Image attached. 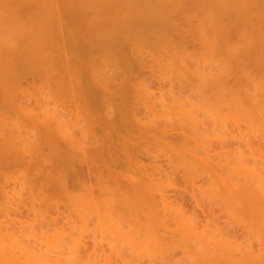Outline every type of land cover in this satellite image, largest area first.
<instances>
[{
    "label": "bare ground",
    "instance_id": "obj_1",
    "mask_svg": "<svg viewBox=\"0 0 264 264\" xmlns=\"http://www.w3.org/2000/svg\"><path fill=\"white\" fill-rule=\"evenodd\" d=\"M186 1H188V0H0V91H1V89H3L2 90V92H0V95L3 93L4 94V92H6V90L9 88L10 89V91H11V88H12V86H13V84H12V86H11V88H10V85H11V83L15 80V82H17L16 81V77H17V75H18V78H19V75L23 78V77H27V74L28 75H30L29 74V72H30V70H31V72L30 73H34V72H32V71H35L34 69V67H32V66H34L35 64H38V63H40V65L38 64V66H36L35 65V67H39V66H41V64L43 65V71L44 72H47V75H46V79L45 80H47V76L49 75V74H52L51 72H53V75H54V73L56 74L57 73V71L60 69H62L64 66H65V68H63L64 70L66 69V74L64 75V74H61V72H60V74L61 75H63L62 77H64V76H67V74H68V76L70 75V81H71V83H73L74 81V83H76V78H74L73 76H72V79H71V72H73V71H75V69L74 68H72V67H75L74 65L76 64V63H78V62H83V53L81 54V53H78L79 51H78V49H77V51L78 52H73L72 53V56L74 57L73 59L71 58V61L72 60H75V64L73 65L72 63L74 62V61H70L69 59H70V57L71 56H69V45L70 46H72L70 43H67L66 42V40H71V41H73V43H75L76 41H75V39H78V34L80 35V37H81V35H83V34H85V33H83L84 31L85 32H87L85 29H84V31L83 32H81L82 31V27L83 26H85V27H87V25H90V24H94V25H91V26H94V28H92L93 29V31H94V33H93V31L92 30H89V31H91V33L93 34V36H92V34L90 33V35L92 36L91 37V45L94 43V46L95 45H97V43L99 44L100 42L99 41H104V42H107V43H110V44H112V43H114V42H116V41H119V40H124V39H126L128 36H127V34L129 33V36H130V32L133 34L132 35V37L134 38V41H132V42H134V43H136L137 45L138 44H140V43H144V44H147L148 46L150 45H152V43L154 44V43H156L157 45L159 44V46L160 47H162V45H160V44H164V43H166L167 42V44H169V42H171L172 40L170 39V36H174V35H171V33H169V32H171V30H174V25H175V23L172 21V19L170 20H168L167 19V15L169 14L168 13V11L169 10H171L172 9V7H174V8H176L177 9V11H179V8H181L180 9V11H182V10H184V8H182V7H186ZM194 1V3H198V4H200L201 5V8L203 9V14L200 16V14H198V12L197 13H195V12H192L191 11V14L192 13H194V14H192V15H190L188 18H187V24L189 25V27L191 28L190 30L191 31H193L192 33H194V35H196V37L198 36V38H201L200 39V41L203 43V39L205 40V41H208L209 42V44H210V47H209V45H207L209 48H211L213 45H214V48H212L211 50H216V52L218 51V52H222L223 51V53H224V50L226 51V53H224L226 56H227V59H228V61L230 62V65H234V63H236L238 66H239V69H236L237 70V72H239V74H236V72L234 73V68H237V67H233V72L231 71V70H227V72H226V70H224L223 71V69H227L228 68V66H229V63H228V61H227V59L226 58H223L222 60H221V58H220V60L219 59H216V56L218 55L217 53H215L216 55L214 56V54H213V56H214V58L212 57V59H214V60H219L220 62L221 61H224V60H226V65H228L227 66V68H224L223 67V69H222V66H221V71L218 69V66H219V62L218 61H215L216 63H217V65H215V62H214V60H212L210 57V64L213 62L214 63V65L217 67V68H215V70H213L214 68V65H212L211 64V66H210V64L209 65H207L206 64V62L203 64V65H201V62H194V64H199L198 66H201L202 68H200V70L201 69H203V66L205 67V66H208V67H205L203 70L207 73V75H206V73H204V71L203 70H201V74H200V72L199 71H197L198 70V66H197V64L195 65V66H197V68L194 66V73H196V71H197V75L200 77V79H199V81L201 80V85H202V83H204V81L206 80V78H203V76L204 75H206L207 77H208V73L209 72H211L212 70V73H209V75H211L212 77H210V78H212V82H213V79H216V78H221V80H222V78H223V80L221 81L220 79V82L222 83L223 81H224V79L225 80H227V82H229L228 81V77H229V75L230 76H232L233 77V79H234V85H235V87H234V85L232 86V88H229V85H225V86H228V89H232V90H229L228 92L226 91L225 93H227L229 96H230V99L228 98V102L229 103H227V101H226V104H224L225 106H227L228 107V109H223V108H225V106L224 107H222V111L224 110V113L226 112V110L228 111L229 110V112H230V117H231V114H232V116L234 115V113H236L237 115H238V117L240 118V120H241V122H243L244 124H245V126H246V129H244L245 127L243 126V129H244V134L242 135V138H243V140H241L242 138H240L241 136H240V134H239V138H238V136L237 135H235V136H233V138H234V140H235V138L237 139V140H241L242 141V143H241V146H242V144H243V141H244V146H246V147H244L245 148V150L244 149H242V147L240 146V142L241 141H239V142H236V143H239V145L237 146V149H236V151H235V148L233 149L232 147H230L231 149H229V147H226V148H228L227 150H226V152H224L223 154L221 153H219L218 154V159L216 160V158L214 159L213 157H211V153H214L215 151H213V152H210V151H208L209 149L212 151V149H211V146H209L210 148L207 150V149H204V144L202 145V146H200L202 143H199V144H197V146H200V147H203V149L204 150H206V151H204V150H200L201 152H203V153H205V154H207L208 152L210 153V154H207V155H209V160L212 162V165H213V162L214 163H218V164H221L223 161L224 162H226L227 163V161H228V159L230 158V162H231V167L233 166V170H232V168L230 169V165L228 166L227 164L225 165V163L224 164H222L224 167L223 168H225V169H227V167L231 170L230 172H229V169H227V172H229V173H231L232 175H233V173H234V176H236V173L238 172V176L239 177H235L234 179H233V176H231V175H228L229 177H227V179H226V176L227 175H225V177H224V179H225V181L223 180H221V174L219 173V171L221 172L222 171V169L221 170H218V172H217V169L216 168H214V169H216V170H214L216 173H217V176H218V174H219V176L218 177H220L219 179L221 180L220 181V183L218 184V185H220V187L217 185V179H215L216 180V182H214V184H212V182L211 181H214V180H211V178L209 177V172H211V171H213L212 169H213V167H217L215 164H214V166H212V168H210V165L208 166V165H206V166H204L205 164H201L202 162L201 161H199V163L196 161V163H195V161H194V163H192L193 164V166H195V169H197V167L199 168V166L198 165H200V168H201V166H203L202 167V169L203 168H205V171L207 170V172L208 173H206L204 170H202L201 171V173H204L205 175L204 176H206L207 174H209V175H207V177H209L208 179H209V182L212 184H209V182H207V180H206V182L205 181H203L205 178H207V177H202V176H200V179H202L201 181H200V183L203 181V182H205V183H207V184H205V187H207V189H203V191L204 190H206V191H199V190H201V188H199L197 185L199 184V186H200V183H198L197 185L196 184H194L193 182H192V180L193 181H195V180H199V178H198V176L196 177V179H194V174H195V176L197 175L196 173H198V172H200V170L198 171V172H196L195 171V169L193 168V166H192V169H189L190 171H192V172H190L191 174H190V176L192 175V173H193V171H195L194 173H193V179L191 180V182L190 181H188V182H190L191 183V186H192V188L193 187H196L197 188V191H195V193H197V192H199L200 193V195H199V193L197 194V195H199L198 197H200L201 199H203V198H205V199H207L208 197V203H210V206H211V204L212 203H214V206H211L210 208H212V210L210 209L209 210V208L206 210L205 208V210L204 211H208V212H213L214 210H213V207H214V209L216 208V206L215 205H218L219 207H220V209H218V210H220L219 212H221L220 214L219 213H215L214 214V212H213V214H214V216H217L218 214L219 215H221L222 213H223V215L222 216H217V217H212V218H210V217H207L206 218V216H205V220H204V218H203V220H202V216L204 217V215H202V216H198V217H195V216H193L194 215V212L195 211H193V213H190V215L191 214H193V215H188V213H186L187 211H185L184 212V210L182 211L183 212V214L184 213H186V215H184V216H186V217H180V215L182 214V212H181V214L180 213H176V211L175 212H171L170 210L172 209H176V208H178V209H176V210H178L177 212H179V205H181L182 204V202H180L179 201V198H177L178 199V201L177 200H175L174 201V203L173 204H175V203H177V205L175 206L176 208H170V210H167L166 208H168V207H171V205H167L166 207L164 206V208L162 207L164 204L162 203V205H160L161 207H162V209H164V210H166V213L168 214V212H169V216H170V212L173 214H176V215H178L180 218H175L174 216H176V215H174L173 216V219H170L171 221H173V222H171V224H170V226L166 223H164L163 221L168 217L167 216V214H166V217L164 218V220H161L160 221V219H163L162 217L164 216H162L161 218L160 217H156V216H154L153 217V215H154V211H152L153 209H156V208H153L152 210L150 209V208H152L151 206H150V203L151 202H149V201H147V204L145 203V205L143 204L142 205V202H140V200L139 201H137L136 202V199L134 198L135 197V194H134V192L135 193H137L139 190H138V187L137 188H135L136 186H144V185H146L147 186V182L148 181H150V180H152V182H154V185L152 186L154 189L157 187L156 185H157V181L159 180L161 183H160V185H165V188L167 187V185L165 184L166 182V178H164V176L165 177H167L166 175H168L169 177L167 178V182H170V183H168V186H172V184L175 182L174 180H171L173 177L172 176H170V175H173V174H165V172L168 170L167 168V170H165L164 168H162L163 167V165H161L162 167H160V168H162V173H164V175H162L163 177H161L160 175V170L158 171V177L160 178V179H162V180H165L164 182H162L160 179H156L155 177H154V175L157 173H155L154 171L156 170L155 169V163H154V171H153V173H155L153 176H151L152 178H150V180H149V178L147 177L146 179H148V181L146 180V182L144 181V185H142V184H138V183H141V180H140V176H139V181L140 182H138V180H136V185L134 184V181L132 180V182L130 183L129 182V184H130V186H132L133 184H134V189L131 187V188H129L130 186H128V188L129 189H133L134 191H133V197L131 196V199L133 200H128V201H130V202H127V199H125V196H123V195H125V194H123L122 196H121V194L124 192H121V194H119L120 195V199L122 198V199H124V201L126 202L125 204H126V206H124L125 204L123 203V201L122 200H120V199H114L115 197L114 196H112L113 194H111V192H112V188L113 187H111L110 185V188L111 189H108L109 187H107V189L108 190H106L105 191V193L107 192V197L105 198V199H101L102 197V195H101V193H100V191L98 192L100 195H99V197H101V198H99L100 200L99 201H96L95 200V204L93 203V204H91V199L90 198H88V202H86V200H85V196L83 197V196H81V197H79L80 195V193H79V190H80V186H79V188H78V190H76V191H78V195L77 194H75V195H77L78 197L77 198H80V200L79 199H77L76 201L74 200V199H76V197H73L72 195L73 194H71V196H72V198H69V199H73L74 201V204H72L71 202H72V200H67V202H68V204H72L73 205V209L75 210L76 209V204L75 203H77L78 201V204H81L82 203V201H83V203L80 205V207L78 208V209H76L75 211L76 212H78V214H79V216H80V218H81V224H80V222H79V220H76V219H78L79 217L76 215V212L74 213L77 217H75V220L74 219H72V218H74L73 216L71 217V219L69 220L68 218V215L70 216V214H68L67 215V219L69 220V222L70 223H68L69 224V226L67 225V224H63V223H61V226H60V224L58 225V227L60 226L61 228H59V229H57V228H55V225H57V221L55 222L56 224L54 225V226H52L53 228L52 229H50L49 227H51V226H49L48 227V223H49V221L51 220H49L48 219V217H45V216H43V215H45L46 213H48L49 211H47L46 213H44V211H46V210H44L43 209V215H41V213L40 214H38V210H42V209H37L36 208V210H35V216L33 215V214H31V213H29V211H28V213L30 214V215H33L34 217H32V220L31 221H29V220H27V221H25L26 219H24V221L22 220L23 218H21V211L20 210H22V208H18L17 206V203H16V205H14L13 204V207L14 206H16L17 208L16 209H13L14 211H15V213L13 212L12 213V205L11 204H9V203H11V202H14V201H10L11 199L13 200L15 197V194L13 193L15 190H13V197H11V196H8L7 198L5 197L4 198V194L6 193V191H8L9 192V190H7V187H6V190H5V186L8 184V181H7V179H6V177H3L2 176V172H1V169H0V196L2 197V195H3V201H2V198L0 197V264H264V0H192L191 2H193ZM189 2H190V0H189ZM188 4V3H187ZM197 4V5H198ZM191 5V4H190ZM189 6V5H188ZM24 7H27L28 8V11L27 10H23V8ZM188 8V7H187ZM190 9V8H189ZM188 9V10H189ZM89 10H93L94 12H95V15L94 16H92L91 18L93 19H91V18H89V20L91 19V22L89 21V20H87V22L86 23H84L85 21H86V18H87V16H89V15H87L86 14V12H88ZM198 9H196L195 11H197ZM173 11V10H172ZM174 12H176V11H174ZM84 13V14H83ZM119 13H121V15H120V18H118L119 16ZM182 13V12H181ZM180 13V14H181ZM184 13V12H183ZM92 14H94V13H92ZM87 15V16H86ZM188 15H189V13H188ZM187 15V16H188ZM116 16H118L117 18H118V20L121 22V24H122V27H126L127 26V28H126V30L124 31L123 30V32H121V34H119L120 33V31L122 30H120L119 29V33H118V30H116V28H115V24H116V22L115 21H117V19H116ZM179 17V16H178ZM177 17V18H178ZM182 17H183V15H182ZM184 17H186V16H184ZM174 19V18H173ZM183 19H185V18H183ZM188 20H190V21H188ZM88 21L90 22L89 24H88ZM179 21H180V19H179ZM182 22L181 23H183V20H181ZM193 22V23H192ZM181 23H180V25H181ZM87 24V25H86ZM177 25V24H176ZM78 26H79V28H78ZM91 26H89L90 28H91ZM120 27H121V25H119ZM78 29H77V28ZM85 27H83V28H85ZM89 27H87V28H89ZM165 27V29H166V31H167V35L165 34L164 35V32L163 31H165L163 28ZM78 30H76V29ZM86 28V29H87ZM127 29H129L130 30V32H127V31H129V30H127ZM185 28H183V30H184ZM76 30V31H75ZM81 30V31H80ZM183 30H181L182 32H183ZM186 30V29H185ZM80 31V33H78V34H75L76 32H79ZM187 31V30H186ZM73 32H75V33H73ZM172 32H174V31H172ZM83 33V34H82ZM88 33V32H87ZM118 33V34H117ZM166 33V32H165ZM181 33V32H180ZM185 33V32H184ZM175 34V33H174ZM76 35V36H75ZM179 35H181V34H179ZM186 35H188L189 36V34H186ZM190 35H191V33H190ZM193 35V36H194ZM84 36H86V35H84ZM183 36V35H182ZM77 37V38H76ZM80 37H79V39H80ZM175 37H178V35L177 36H175ZM175 37H173V38H175ZM183 37H185V36H183ZM88 37H86V39H87ZM172 38V39H173ZM84 38H82V40H83ZM89 39V38H88ZM88 39H87V41H88ZM132 39V38H131ZM177 39V38H176ZM185 39V38H184ZM191 39H193V38H191ZM182 40V39H181ZM187 38H186V42H187ZM75 41V42H74ZM183 41V40H182ZM192 41V40H191ZM207 42V43H208ZM78 43V42H77ZM80 43V42H79ZM88 43V42H87ZM90 43V42H89ZM96 43V44H95ZM117 43H119V42H117ZM134 43H133V45H134ZM174 43V48H175V45H176V43H177V45H176V47L178 46H180V45H178V44H181V43H178V42H173ZM191 43V42H190ZM206 43V42H205ZM211 43H213L212 44V46H211ZM67 44H69L68 46H67ZM127 44V43H126ZM192 44V43H191ZM204 44V43H203ZM220 44H224V45H226V48L224 49V48H222V47H220V46H222V45H220ZM234 44H235V46L236 47H231V46H234ZM74 45H76V44H74ZM89 45V44H88ZM101 44H99L98 46L99 47H101L100 46ZM120 45V44H119ZM130 45H131V42H130ZM137 45H135V46H137ZM141 45V44H140ZM165 45L166 44H164V47H165ZM98 46H97V48H98ZM126 45H124L123 47H125ZM172 46V44H169V47L173 50V47H171ZM184 45H181V47H183ZM200 46V45H199ZM87 47V46H86ZM113 47V46H112ZM123 47H122V49H123ZM131 47V46H130ZM129 47V48H130ZM140 47H142V45L140 46ZM152 47L154 48V47H156V50H157V46L156 45H152ZM152 47H150L151 48V52L153 53V52H156V51H154V50H152ZM164 47H162L161 49H163V50H165V51H167V45H166V48L164 49ZM191 47H193L192 45H191ZM72 48V47H71ZM89 48H90V45H89ZM93 48H96V47H93ZM92 48V49H93ZM107 48V47H106ZM111 48V47H110ZM110 48H108V50H110ZM114 48V47H113ZM137 48V50L139 51V47H136ZM148 48V47H147ZM147 48L144 50V49H140V50H144L143 51V53H140V55L142 54H145V53H148L149 52V50H147ZM149 48V49H150ZM195 48V47H194ZM197 48H199L198 46H197ZM208 48V49H209ZM88 49V48H87ZM102 49V48H101ZM126 49H127V47H126ZM133 49V48H132ZM183 49H188L187 47H183ZM201 49V48H200ZM207 49V48H206ZM207 49V50H208ZM94 50V49H93ZM92 50V51H93ZM102 50H106V49H102ZM114 50V49H113ZM115 50H116V48H115ZM131 50V49H130ZM136 50V49H135ZM147 50V52H145ZM163 50H161V53L162 54H164V55H162V56H164V59L160 56V58L158 59L159 61H157V57H159L158 55H157V57H154V55H150V54H152L151 52H149L148 53V55L149 56H151V58L152 57H154V58H152V60L150 61V62H153V59L155 60V58H156V60L155 61H157V62H161V61H164L165 59V61H164V63H166V62H168L167 61V59H168V56L170 55L169 53H168V56H167V58H166V56H165V54H167L166 52H164ZM168 50H170V49H168ZM177 50V49H176ZM176 50H174V51H176ZM179 50V49H178ZM178 50H177V52L176 53H178V56H177V54H174V56L176 55V57L175 58H177V57H179V59L181 58V57H183V55L182 54H184V51H182V53H181V51L179 50V52H178ZM191 50V49H190ZM195 50V49H194ZM197 50V49H196ZM211 50H209V51H211ZM71 51V50H70ZM81 51V50H80ZM83 51V50H82ZM89 51V50H88ZM95 51V50H94ZM98 51V50H97ZM100 51V50H99ZM72 52V51H71ZM111 52H112V50H111ZM110 52V53H111ZM120 52H121V50H120ZM129 52H132V51H129ZM142 52V51H141ZM145 52V53H144ZM158 52V51H157ZM186 52H187V50H186ZM197 52H200V50L199 51H197ZM197 52H195L196 53V55H197ZM201 52H203V50H201ZM206 52V51H205ZM89 53H91V52H89ZM98 53V52H97ZM104 53H107V50L104 52ZM109 53V52H108ZM113 54H114V52H112ZM118 53H119V51H118ZM134 53V52H133ZM173 53V52H172ZM171 53V54H172ZM188 53V52H187ZM194 53V54H195ZM207 53V52H206ZM212 53H214V52H212L211 51V54ZM85 54H87V53H85ZM93 54H94V52H93ZM103 54V53H102ZM115 54H116V52H115ZM139 54V53H138ZM155 54V53H154ZM158 54V53H157ZM190 54V53H189ZM192 54V53H191ZM191 54H190V56H191ZM199 54V53H198ZM208 54V53H207ZM96 55V54H95ZM104 55V54H103ZM102 55V56H103ZM106 55V54H105ZM112 55V54H111ZM117 55V54H116ZM116 55H115V57H116ZM120 55V54H119ZM136 56H137V54H135ZM147 55V56H148ZM156 55V54H155ZM182 55V56H181ZM195 55V56H196ZM208 55V56H209ZM225 55H223V56H225ZM114 56V55H113ZM113 56H112V58H113ZM171 57H169L170 59L171 58H173L172 57V55H170ZM185 56H186V53H185ZM198 56V55H197ZM202 56V55H201ZM205 56V55H204ZM223 56H221V57H223ZM98 57H100V58H102L100 55L98 56ZM108 56H106V58H107ZM110 57V56H109ZM120 57V56H119ZM138 57V56H137ZM140 57L141 56H139L138 58H139V60L141 61V59H142V61L145 59H143V57L144 56H142V58L140 59ZM146 57V56H145ZM192 57V56H191ZM190 57V60L192 59ZM207 57V56H206ZM218 57V56H217ZM92 58V57H91ZM94 58H97L96 56H94L92 59H94ZM124 58V57H123ZM122 58V59H123ZM198 58V57H197ZM219 58V57H218ZM58 59V60H57ZM102 59H104V58H102ZM114 59V58H113ZM117 58H115V60H116ZM122 59H120V60H122ZM147 59H150V58H147ZM160 59H161V61H160ZM163 59V60H162ZM170 59H168L170 62H168V65L170 66V63H172L171 65H174V64H177L178 65V68L179 67H181L180 65L182 64V66L183 65H185V64H188L190 61H189V59L187 60V63L185 62L186 61V58H185V61H184V63L185 64H183L182 62H181V64L179 63V60H178V63H177V59L176 60H174V64H173V62H171V60ZM208 59V58H207ZM206 59V60H207ZM60 60V61H59ZM85 60V59H84ZM91 60V59H90ZM110 60V59H109ZM108 60V58H107V61H109ZM118 60H119V58L116 60L117 62H118ZM124 60V59H123ZM181 60V59H180ZM183 60V59H182ZM194 61H195V59H193ZM192 60V61H193ZM198 60H200V59H198ZM211 60H212V62H211ZM57 61H58V65H59V62H61V61H63L64 62V65H63V63L62 64H60V65H62V68H60L59 66H58V68H57V66H56V64H57ZM88 61V60H87ZM96 61H98V60H95L94 59V62L95 63H97ZM101 61V60H100ZM113 61V60H112ZM111 60H110V62H112ZM125 61V60H124ZM127 61H128V59H127ZM172 61H173V59H172ZM191 61V62H192ZM104 62H105V59H104ZM122 62V61H121ZM137 62H139V61H137ZM147 62V61H146ZM150 62H147V64L145 63V64H143L142 62H140V63H142L143 65H144V69H145V66L147 65V69H148V67H150L151 68V66H148V63L150 64ZM157 62H155V63H157ZM176 62V63H175ZM225 62V61H224ZM54 63H56V64H54ZM87 63V62H86ZM108 62H106V64H107ZM116 63V62H115ZM119 63V62H118ZM124 63V62H123ZM128 63V62H127ZM135 63H136V61H135ZM155 63H153L154 65H155ZM163 62H161L160 64H162ZM164 63H163V65H160L161 67L162 66H164ZM223 63V62H222ZM221 63V64H222ZM228 63V64H227ZM99 64H101V62L99 63ZM98 64V65H99ZM105 64V63H104ZM104 64L102 63V65H103V67H104ZM105 64V65H106ZM110 63H108V65H109ZM114 64V63H113ZM117 64V63H116ZM115 64V65H116ZM122 64V63H121ZM120 64V65H121ZM126 64V63H125ZM132 64H133V61H132ZM167 64V63H166ZM180 64V65H179ZM194 64H192V65H194ZM206 64V65H205ZM80 65V64H79ZM84 65V64H83ZM134 65V64H133ZM143 65H141V66H143ZM167 65V66H168ZM176 65V66H177ZM189 65H190V63L188 64V65H186L187 66V69H188V71L190 72V69L191 68H193V67H190L189 68ZM72 66V67H71ZM80 66H82V64L80 65ZM91 66H93V64L91 65ZM91 66H89V67H91ZM114 66V65H113ZM118 66V68H120L119 67V65H117ZM127 66V64L125 65V67ZM167 66L165 67V69H167ZM168 66V67H169ZM175 66V65H174ZM186 66H183V68L185 67L186 68ZM191 66V65H190ZM223 66H224V63H223ZM77 67H79V66H77ZM93 67H95V66H93ZM93 67H91L92 69H97V68H100V67H97V68H93ZM109 67V66H108ZM112 66L110 65V67H109V69L111 68ZM134 67H135V72L137 71V65L135 66L134 65ZM140 67V66H139ZM171 67V66H170ZM209 67H210V70H209ZM226 67V66H225ZM32 68H34V69H32ZM87 68V67H86ZM107 68V67H106ZM105 68V69H106ZM118 68H116V70L118 69ZM132 68H133V66H132ZM153 68V67H152ZM182 68V67H181ZM181 68H179V69H181ZM182 68V69H183ZM184 68V70H186ZM196 68V69H195ZM213 68V69H212ZM220 68V67H219ZM231 68V67H230ZM38 69H40V72L39 73H41L42 71H41V68H38ZM37 69V70H38ZM57 69V70H56ZM77 69V68H76ZM85 69V68H84ZM89 69V68H88ZM101 70L103 69V68H100ZM109 69L107 68V70L109 71ZM114 69H115V67H113V71H114ZM134 69V68H133ZM153 69H155V68H153ZM152 69V70H153ZM157 70H158V68H156ZM172 69V68H171ZM173 70V71H176V75H177V72L178 71H180V70ZM218 69V70H217ZM36 70V71H37ZM79 70V69H78ZM78 70H77V72H78ZM90 70V69H89ZM100 70V71H101ZM115 70V71H116ZM125 70V69H124ZM131 70V69H130ZM130 70H128V71H130ZM140 70H141V67H140ZM143 70V69H142ZM148 70H150V69H148ZM157 70L155 71V72H157ZM170 70V69H169ZM235 70V71H236ZM35 71V72H36ZM39 71V70H38ZM80 71V70H79ZM84 72H87V71H85V70H83ZM92 71V70H91ZM96 71V70H95ZM114 71V72H115ZM151 71V70H150ZM154 71V70H153ZM188 71H187V73H186V71H181V73L180 74H182L183 76L186 74V76L188 77V75H190V74H192V69H191V72H190V74L188 73ZM203 71V72H202ZM208 71V72H207ZM229 71H230V73H229ZM48 72H50V73H48ZM110 72H111V70H110ZM114 72H111L112 73V75H114L113 73ZM131 72V71H130ZM135 72H134V74H135ZM141 72V73H140ZM154 72V73H155ZM159 72V71H158ZM170 72V71H169ZM169 72H167V73H169ZM171 72H172V70H171ZM185 73V74H183V73ZM37 73V72H36ZM58 73H59V71H58ZM63 73V72H62ZM98 73H100L99 71H98ZM104 73V72H103ZM108 74H111V73H109V72H107ZM106 73V74H107ZM138 73H140V74H143L142 73V71H139L138 70ZM153 73V72H152ZM175 73V72H174ZM199 73V74H198ZM232 73V74H231ZM22 74V75H21ZM38 74V73H37ZM73 74H75V73H73ZM95 74V73H94ZM93 74V75H94ZM97 74V73H96ZM125 74V72H123V74L122 75H124ZM157 74H159V73H157ZM162 74V73H161ZM25 75V76H24ZM40 75V74H39ZM52 75V77H54ZM57 75V74H56ZM77 75H78V78L77 79H80L79 78V74L78 73H76V75H74L75 77H77ZM80 75H81V72H80ZM88 75V74H87ZM91 76V77H93L94 79H95V77L94 76ZM120 75V74H119ZM155 75V74H154ZM45 76V75H44ZM50 76V75H49ZM99 76V75H98ZM102 76V75H101ZM103 76H105V75H103ZM109 76V75H108ZM125 76V79H127V77H126V75H124ZM139 77L141 76V75H138ZM156 76H161V75H156ZM191 76V75H190ZM197 76V77H198ZM201 76H202V78L204 79L203 80V82H202V78H201ZM60 77V76H59ZM83 77V76H82ZM81 77V78H82ZM130 77V76H129ZM136 77V76H135ZM135 77H134V79H135ZM153 77V76H152ZM157 77V78H158ZM165 77V76H164ZM175 77V76H174ZM180 77V76H179ZM198 77V78H199ZM205 77V76H204ZM226 77V78H225ZM237 77V78H236ZM35 78V77H34ZM51 78V77H50ZM50 78H48V80H47V82H49V79ZM68 78V77H67ZM97 78V77H96ZM105 78V77H104ZM107 78V77H106ZM124 78V77H123ZM144 78V77H143ZM146 78V77H145ZM162 78V77H161ZM161 78H159V79H161ZM166 78V77H165ZM189 78V77H188ZM188 78L186 79L187 81H188ZM210 78H207V81L208 82H206V86H208L207 85V83H210L211 81H210ZM25 79V78H24ZM36 79V78H35ZM43 79V80H44ZM55 79V78H54ZM73 79H74V81H73ZM97 79H99V78H97ZM109 79H110V76H109ZM122 79V78H121ZM130 79V78H129ZM134 79H133V81H134ZM137 79V78H136ZM167 80H168V78H166ZM174 79H177V77L176 78H174ZM191 80H192V78H190ZM209 79V80H208ZM20 80V79H19ZM40 80V79H39ZM60 80H62V81H64L63 79H60ZM68 81H69V79H67ZM81 80V79H80ZM100 80V79H99ZM102 80V79H101ZM105 80V79H104ZM104 80H102V81H104ZM111 80V79H110ZM141 80V79H140ZM143 80V79H142ZM142 80H141V82H142ZM158 80V79H157ZM164 80V78L162 79V81ZM170 80V79H169ZM171 80H172V78H171ZM171 80H170V82H171ZM178 80V79H177ZM194 80V79H193ZM198 80V79H197ZM51 81V80H50ZM55 81H56V79H55ZM55 81H54V83H55ZM59 81V80H58ZM73 81V82H72ZM83 81V80H82ZM81 81V82H82ZM95 81V80H94ZM97 81V80H96ZM102 81L100 82H98V83H102ZM107 81H108V78H107ZM123 82V84H125L124 82H125V80H122ZM137 81H138V79H137ZM137 81H135V82H137ZM144 82H145V80H143ZM173 81V80H172ZM218 81V80H217ZM15 82H13L14 84H15ZM93 82V81H92ZM106 82V81H105ZM113 82L114 81H112V84H113ZM134 82V83H135ZM147 82V81H146ZM183 82H185V81H183ZM183 82H180V83H183ZM189 82V81H188ZM194 82V81H193ZM192 82V83H193ZM197 82V81H196ZM195 82V83H196ZM216 82V81H215ZM226 82V83H227ZM52 83H53V81H52ZM58 83V82H57ZM60 83V82H59ZM58 83V84H59ZM63 83V82H62ZM83 83H85V81L83 82ZM83 83H81V84H83ZM88 83H89V81H88ZM115 83V82H114ZM122 83H121V81L119 82V86H123L124 88H125V86L124 85H122ZM129 83H130V81H129ZM132 83V82H131ZM130 83V84H131ZM138 83H140V82H138ZM137 83V84H138ZM143 83V82H142ZM159 83H161V82H159ZM166 83H168V82H166ZM214 83V82H213ZM217 83V82H216ZM225 83V84H226ZM17 85H18V82L16 83ZM36 84V83H35ZM47 84H50V83H47ZM57 84V85H58ZM65 85H66V83H64ZM64 84H61L60 83V85H62V87L60 88V89H62V90H64ZM103 84V83H102ZM102 84H100L101 86H102ZM137 84H135V85H137ZM170 84V83H169ZM168 84V85H169ZM176 84H177V82H176ZM212 84V83H211ZM215 84V83H214ZM213 84V85H214ZM228 84V83H227ZM59 85V86H60ZM72 86L73 85H75V84H71ZM90 85V84H89ZM99 85V86H100ZM103 85H105V84H103ZM117 85V84H116ZM129 85V84H128ZM134 85V84H133ZM133 85H132V87H133ZM134 85V86H135ZM140 85V84H139ZM145 85V84H144ZM146 85H148L147 83H146ZM160 85H162L163 86V82H162V84H160ZM164 85H166L165 83H164ZM167 85V86H168ZM188 85V84H187ZM193 85V84H192ZM191 85V86H192ZM196 85H197V83H196ZM195 85V86H196ZM203 85H205V83L203 84ZM202 85V86H203ZM210 85V84H209ZM212 85V86H213ZM217 85V84H216ZM215 85V86H216ZM218 85H219V82H218ZM223 85V84H222ZM44 86H46V85H44ZM55 86H56V84H55ZM59 86H58V88H59ZM88 86V85H87ZM92 86V85H91ZM94 86V85H93ZM118 86V88H119V90L118 91H121V87H119ZM167 86H166V88H167ZM178 86V85H177ZM176 86V87H177ZM180 86V85H179ZM178 86V87H179ZM190 86V87H191ZM205 86V87H206ZM230 86H231V84H230ZM36 87V86H35ZM42 87V86H41ZM86 87V86H85ZM90 87V86H89ZM104 87V86H103ZM138 87H141V85L140 86H138ZM138 87H136V88H138ZM145 87V86H144ZM151 87H152V85H151ZM160 87V86H159ZM170 87H172V86H170ZM174 88H175V86H173ZM204 87V86H203ZM204 87V88H205ZM210 87V86H209ZM209 87H208V89H209ZM217 87V86H216ZM216 87H215V91H217V89H216ZM234 87V88H233ZM15 88V87H14ZM13 88V89H14ZM46 88H47V86H46ZM51 88H52V86H51ZM58 88H56V89H58ZM76 88L77 89H79L78 87H77V85H76ZM117 88V87H116ZM124 88L122 89V90H124ZM147 88H150V84H149V86L147 87ZM160 88H162V87H160ZM159 88V91H161V90H163V89H160ZM164 88V87H163ZM165 88V89H166ZM189 88V87H188ZM200 88H202V87H200ZM200 88H198L199 89V91H200ZM213 87H211L210 89H212ZM218 88H219V86H218ZM222 88H224V87H222ZM222 88H221V92H222ZM9 89L7 90L8 91V93H10L9 92ZM39 89V88H38ZM68 89H70V88H68ZM85 89V88H84ZM89 89V88H88ZM93 89V88H92ZM103 89V88H102ZM105 90H106V88H104ZM125 89H128V86L126 85V88ZM168 89V88H167ZM187 89V88H186ZM196 89V88H195ZM207 89V88H206ZM207 89V90H208ZM5 90V91H4ZM16 90V88L13 90V91H15ZM42 90V89H41ZM59 90V89H58ZM66 91H67V89H65ZM73 90L75 91V87L73 88ZM90 90V89H89ZM108 90H110V89H107V91ZM129 90V89H128ZM139 90V89H138ZM151 90V89H150ZM171 90V89H170ZM176 92H175V91ZM174 90H172V92L170 91H165V92H160L161 93V96L159 95V97H157L156 95H153V94H155V93H153V94H151V93H148V94H151L152 96L151 97H149V98H151L152 99V97L153 96H155V97H153V99L154 98H163V99H161L160 101H157V105L155 104L156 103V101H155V99H154V101H155V103H153L152 102V100H150V103H148V102H146V100H149V99H146V98H144L145 99V103H146V105L147 104H150V105H148V112H150L149 114H151V116L154 118V117H156V113H160V111H162V109L160 108L161 107V105H162V107H163V110H166L165 112L168 114L169 113V115H168V117L170 116V113L171 112H176L177 113V111L178 110H180V108H182V107H184V106H180V108L178 109V106H179V103H175V102H173V100H171V99H175L176 97H178V98H176L177 100H179V98L181 99V97L180 96H177L178 94H180V93H182L183 94V87H182V89L180 90V88H179V90H180V92H178L176 89H174ZM201 90H203V88L201 89ZM205 90V89H204ZM206 90V91H207ZM4 91V92H3ZM39 91V90H38ZM48 91V90H47ZM50 91V90H49ZM74 91H71L72 93V98L74 99L76 96H78V95H76L75 97H74V95L75 94H78V92H76L75 94H73V92ZM111 91V90H110ZM125 91V90H124ZM131 91V90H130ZM129 91V92H130ZM140 91V90H139ZM152 91V90H151ZM158 91V92H159ZM182 91V92H181ZM187 91V90H186ZM192 91V90H191ZM196 92H197V89L195 90ZM198 91V92H199ZM211 91V90H210ZM219 91H220V89H219ZM219 91H217L218 93H219ZM60 92H62L61 90L60 91H58V93H60ZM85 92V91H84ZM105 92V91H104ZM112 92H113V86H112ZM135 92V91H134ZM174 92H175V94H174ZM202 93H203V91H201ZM14 93V92H13ZM41 93H43V94H41V96L43 95V97L42 98H44L46 95H44V93H46V92H44V91H42ZM51 92H49V94H50ZM58 93H56L57 95H58ZM81 93V92H80ZM107 93V92H106ZM114 93V92H113ZM113 93L111 94V95H113ZM127 93V92H126ZM141 93V92H140ZM143 93V92H142ZM142 93H141V95H142ZM147 92H145V94H146ZM160 93H158V94H160ZM162 93H163V95H162ZM171 94V96H170V94ZM172 93H173V96H176V97H172ZM188 93V92H187ZM194 94H195V92H193ZM207 94L209 93L208 91L206 92ZM213 93V92H212ZM216 93V92H215ZM212 94L213 96H214V98H216L215 97V95L217 94V98H218V93H216V94ZM223 93V92H222ZM12 94V93H11ZM53 94V93H52ZM51 94V95H52ZM62 94H63V92H62ZM70 94V93H69ZM70 94V95H71ZM109 94H110V92H109ZM115 94V93H114ZM117 94V93H116ZM120 94V93H119ZM127 94H129V93H127ZM130 94H131V92H130ZM132 94H134L135 95V93H132ZM131 94V95H132ZM157 94V93H156ZM166 94V95H165ZM168 94V95H167ZM191 94V93H190ZM198 94V93H197ZM201 94V93H200ZM200 94H198V95H200ZM203 94H205V92L203 93ZM202 94V95H203ZM210 94V93H209ZM209 94H208V96H209ZM221 94V93H220ZM220 94H219V96H220ZM7 94H5L4 96H6ZM80 95H82V94H80ZM79 95V96H80ZM110 95V96H111ZM121 95V94H120ZM197 95V96H198ZM3 96V97H4ZM40 96V97H41ZM53 96H55V95H53ZM53 96L52 97H49V95L47 94V98L45 99V100H47V102H49V101H51L50 100V98H53ZM59 96V95H58ZM101 96H103V95H101ZM114 96V95H113ZM122 96H123V94H122ZM121 96V97H122ZM133 96V95H132ZM138 96V95H137ZM143 96H144V94H143ZM148 96L149 95H147V98H148ZM169 97L170 98V101H168L166 98V100H164V97ZM192 96H193V94H192ZM195 97V95L193 96L194 98H199L200 99V97ZM207 97L206 95H203V97ZM223 96V95H222ZM221 96V97H222ZM1 97V96H0ZM109 97V96H108ZM115 97V96H114ZM135 97V96H134ZM183 97H185V96H183ZM182 97V102H188V100H185L184 101V98ZM202 97V96H201ZM205 97L203 98V100H206L205 102L203 101V104L205 105V106H207L210 102H212L211 104H217V102H218V100L220 99V98H216V99H213V98H211V97H209V98H211V100H209V102H208V99L206 98L205 99ZM42 98H38L39 100H37V102L39 103L40 102V104H39V106L41 105V108L40 109H38V110H40V112L38 111V110H36V108H35V104H36V107H37V103H35L34 104V107L32 106V105H30L31 107H33V108H35V111L33 110H31L32 112H37L38 111V113H41V112H44V116L46 117V118H54V119H57V118H60L59 116L61 115L60 114V111L62 112V109L60 108V107H57V108H60L61 110L59 111V113H54V112H58V110L59 109H57L56 110V108L54 107V109H55V111L54 110H52L49 106H44V104H43V100H42ZM71 98V97H70ZM80 98L82 99V96H80ZM79 98V99H80ZM90 98V97H89ZM88 98V99H89ZM124 98V97H123ZM129 98H130V96H129ZM136 98V97H135ZM186 98H187V96H186ZM3 99V98H2ZM5 99V98H4ZM10 99V98H9ZM54 99H56V98H54ZM73 99H72V101H73ZM76 99V98H75ZM79 99H78V101H79ZM84 99H85V97H84ZM131 99V98H130ZM129 99V100H130ZM189 99V98H188ZM190 99H192V98H190ZM190 99H189V101H190ZM202 99V98H201ZM200 99V100H201ZM221 99H223V98H221ZM221 99L219 100V101H221ZM11 100V99H10ZM31 100V99H30ZM57 100H59V99H57ZM62 100V99H61ZM63 100H65V99H63ZM77 100V99H76ZM75 100V101H76ZM98 100V99H97ZM104 100H106V99H104ZM122 100V99H121ZM127 100V99H126ZM125 100V101H126ZM135 100V99H134ZM133 100V101H134ZM136 100H139L140 101V99H136ZM193 100V99H192ZM191 100V101H192ZM196 100V99H195ZM226 100V99H225ZM225 100H224V103H225ZM234 100H236L235 102H234ZM0 101H1V98H0ZM4 101V100H3ZM35 101V100H34ZM60 101V100H59ZM59 101H57L56 103L58 104V102ZM81 101H83V100H81ZM132 101V100H131ZM138 101V102H139ZM181 101V100H180ZM179 101V102H180ZM12 102V101H11ZM23 102V101H22ZM24 102H25V100H24ZM36 102V101H35ZM42 102V103H41ZM71 102V101H70ZM159 102H160V104H159ZM1 103H4V102H2L1 101ZM54 103V102H53ZM64 103V102H63ZM76 103H78L77 101H76ZM79 103H80V101H79ZM78 103V104H79ZM131 103V102H130ZM144 103V104H145ZM207 103V104H206ZM223 103V102H222ZM8 104V103H7ZM10 104V103H9ZM13 104H15V103H13ZM18 104V103H17ZM24 104V103H23ZM26 102H25V106H26ZM28 104H29V102H28ZM43 104V105H42ZM83 104H85V103H83ZM143 104V103H142ZM143 104V105H144ZM151 104H153V105H155V106H152ZM192 104V103H191ZM197 104V103H196ZM199 104V103H198ZM203 104H199V106L200 105H203ZM220 104V103H219ZM4 105V104H3ZM6 105V104H5ZM10 105H12V103L10 104ZM59 105V104H58ZM57 105V106H58ZM63 105V104H62ZM76 105V104H75ZM86 105V107H89L90 106V104L88 105V104H85ZM88 105V106H87ZM91 105H93V104H91ZM104 105V104H103ZM160 105V107H157V106H159ZM190 104H188L187 105V107L189 106ZM192 105H195V104H192ZM14 106V105H13ZM13 106H10L11 107V109L13 108ZM17 106V105H16ZM15 106V107H16ZM20 107L22 106V104L21 105H19ZM27 106H29V105H27ZM38 106V107H39ZM54 106V105H53ZM100 106V105H99ZM125 106H126V104H125ZM149 106H152V107H149ZM198 106V105H197ZM7 107V106H6ZM14 107V108H15ZM23 107V106H22ZM21 107V108H22ZM37 107V108H38ZM48 107V108H47ZM62 107V106H61ZM65 107V106H64ZM63 107V108H64ZM75 107V106H74ZM76 107H77V105H76ZM83 107V106H82ZM98 107V106H97ZM124 107V106H123ZM154 107V110H150L151 108H153ZM186 107V106H185ZM184 107V109L189 113L191 110H193V109H191L190 111H188L189 110V108L188 109H186ZM210 107V106H209ZM209 107H208V109H209ZM212 108H210L209 110H211L210 111V113L212 112V114L218 109H216L215 108V110L213 109L214 107H213V105L211 106ZM226 107V108H227ZM29 108V107H28ZM29 108V109H30ZM117 108V107H116ZM124 108H126V107H124ZM150 108V109H149ZM155 108H157V112H156V109ZM165 108V109H164ZM199 109L201 108V107H198ZM198 108L196 107V105H195V110H198ZM220 108H221V104H220ZM11 109H8V110H10L11 111ZM27 108H24L23 107V109H22V111L23 112H21V114L23 115V113L25 112L26 114H28V109L26 110ZM43 111H42V110ZM52 111H51V110ZM67 109V108H66ZM88 109H90V108H88ZM134 109V108H133ZM136 109V108H135ZM143 109V108H142ZM145 109H146V106H145ZM158 109H160V110H158ZM168 109V110H167ZM174 109H176V110H174ZM178 109V110H177ZM183 109V110H184ZM202 109H204V106H202ZM2 110V109H1ZM15 110L17 111V109L15 108ZM14 110V111H15ZM18 110H20L19 108H18ZM73 110H75V109H73ZM91 110V112H92V109H90ZM109 110V109H108ZM108 110H107V113H108ZM112 110V109H111ZM114 110V109H113ZM144 110V109H143ZM150 110V111H149ZM170 110H171V112H170ZM174 110V111H173ZM183 110H181L180 112H181V115H182V113L184 114L186 111H184V112H182ZM195 110H193V111H195ZM207 110V109H206ZM3 111V110H2ZM31 111H29V113L31 112ZM54 111V112H53ZM68 110H66V112H67ZM78 110L76 109V112H77ZM103 111V110H102ZM101 111V112H102ZM154 111H155V114H154ZM169 111V112H168ZM193 111H191L192 113H193ZM202 111V110H201ZM200 110H198V111H196V112H194L193 114H198V112L200 113L201 112ZM208 111V110H207ZM207 111H202L203 113L205 112V113H207ZM214 111V112H213ZM219 111V110H218ZM220 111H221V109H220ZM1 112V111H0ZM4 112V111H3ZM12 112V114H10V115H13V117L9 120V118H6V117H4L3 115H2V112H1V114H0V135L3 137V139L5 140V141H7L6 142V144L9 142V143H14V141H16L15 140V137H16V139H17V137H20L19 136V134L17 133V135L16 134H14V135H12V134H6L5 133V130H6V128H10V129H12V128H16V122L14 123V113H13V111H11ZM32 112L30 113V115L32 114ZM63 112H65V110H63ZM71 112V111H70ZM70 112H69V114H70ZM90 112V113H91ZM94 112V111H93ZM93 112H92V114H93ZM97 112V111H96ZM116 112V111H115ZM118 112H120V111H118ZM123 112V111H122ZM124 112H125V110H124ZM123 112V113H124ZM130 112V111H129ZM147 112V111H146ZM164 112V113H165ZM186 112V114L188 115V113ZM191 112H190V114H191ZM217 112V111H216ZM214 113L213 114V116H212V118H208V119H212V120H208L207 118H205V114H203V113H200V114H202V116H204V118L206 119V121H208V122H206L205 123V119L204 120H202L203 121V123H205V124H203L202 123V121L201 122H199L200 121V119L201 118H198L197 117V119H199V121L197 120V123L196 122H194V116H190V114L188 115V116H190L189 118V120L191 121L192 119V124H194V130H192V131H194L193 133H195L197 130H196V128H198V126H197V124L199 123V124H202V125H204L205 127L207 126V125H209L208 123H210V126H209V128L211 127V125L213 126V124L215 125L217 122H218V117H220V116H218L219 115V113ZM229 112H226V113H228L229 114ZM16 113V112H15ZM19 113H20V111L18 112L17 111V115H19ZM24 113V114H25ZM32 114V115H34V117L35 116H37L36 114ZM53 113H54V116L56 117H53ZM68 113V112H67ZM87 113V112H86ZM114 112H112V114H113ZM164 113H162L161 112V114L160 115H162V114H164ZM4 114V113H3ZM58 114V116H56ZM66 114V113H65ZM83 114V113H82ZM89 114V113H88ZM87 114V115H88ZM103 114V113H102ZM110 114H111V112H110ZM116 114V113H115ZM114 114V115H115ZM118 114V113H117ZM116 114V115H117ZM120 114H121V112H120ZM135 114H136V111H135ZM139 114V113H138ZM148 114V113H147ZM148 114V115H149ZM152 114H154V115H152ZM178 115L180 114V113H177ZM177 114H175L176 115V117L178 116ZM208 114H209V111H208ZM208 114H206V117L208 116H210V115H208ZM228 114H225V115H228ZM235 114V115H236ZM10 115H8V116H10ZM22 115H19V116H21L22 117ZM29 115V114H28ZM40 115V114H39ZM63 115L64 114H62L61 116L63 117ZM71 115V114H70ZM73 115V114H72ZM78 115H80L79 114V112H78ZM84 115V114H83ZM83 115H80L79 116V118H77V119H79V120H81L83 117ZM109 115V114H108ZM116 115H115V117H116ZM159 115V116H160ZM165 115V114H164ZM192 115V114H191ZM199 115V114H198ZM234 115V117H236ZM7 116V115H6ZM19 116H17V117H15L16 118V120L15 121H17L18 120V118H19ZM41 116V115H40ZM88 116H90V115H88ZM87 116V117H88ZM93 116V115H92ZM102 116V115H101ZM120 116V115H119ZM150 116V115H149ZM148 116V117H149ZM150 116V118H152ZM172 116V115H171ZM197 116V115H196ZM200 117H201V115H199ZM11 117V116H10ZM20 117V118H21ZM30 117V116H29ZM33 117V116H32ZM62 117L60 118V120L62 119ZM68 114H67V116H66V118H65V115H64V123L61 125L62 127H63V125L67 128V130L69 129L68 127H67V125L66 124H69V127H70V124L72 123V124H74L73 123V121L72 120H70V118H69V120H68ZM76 117V116H75ZM74 117V118H75ZM82 117V118H81ZM86 117V118H87ZM107 117V116H106ZM135 117H139V116H136L135 115ZM134 117V118H135ZM147 117V116H146ZM162 116H160V118H161ZM164 117V116H163ZM166 117H167V115H166ZM176 117H174V118H176ZM229 117V116H228ZM227 117V118H228ZM229 117V118H230ZM24 118H25V115H24ZM85 118V119H86ZM91 119L93 118V117H90ZM96 118V117H95ZM95 118L93 119V120H95ZM104 118V117H103ZM122 118V117H121ZM141 118V117H140ZM145 118V117H144ZM152 118V121H150L149 119H148V121H147V123H150V124H148L149 125V127L150 126H152V127H154L152 124H156L155 125V127H157V124H158V121H157V123L155 122V120L157 119L158 120V116L156 117V119H153ZM165 118V117H164ZM171 118H173V117H171ZM180 117H178V119H179ZM183 118V117H182ZM187 118V117H186ZM196 118V117H195ZM30 119H32V120H30ZM30 119L28 120V121H32L33 123L36 121V120H33V118H31L30 117ZM35 119H37L38 120V122H39V120L40 121H42V117H41V119H38V117L37 118H35ZM68 120V122H67V120ZM85 119H82V120H85ZM112 119V118H111ZM119 119H120V117H119ZM123 119H124V116H123ZM137 119V118H136ZM136 119H135V122L136 123H138L139 124V121L138 120H141V119H137V121H136ZM167 119L168 118H165V119H163L162 121L165 123V121L164 120H166L167 121ZM188 119V118H187ZM59 120V121H60ZM99 120V119H98ZM105 120V119H104ZM116 120V119H115ZM114 120V121H115ZM133 120V119H132ZM142 120H143V118H142ZM147 120V119H146ZM161 120V119H160ZM171 120H173V119H171ZM180 120V119H179ZM188 120V121H189ZM219 120H220V118H219ZM222 120V119H221ZM220 120V121H221ZM224 120V122H226L225 120V118L223 119ZM22 121V120H21ZM21 121H17V122H21ZM27 121V122H28ZM57 121V120H56ZM58 121V122H59ZM69 121H70V123H69ZM107 121V120H106ZM143 121H145V119L143 120ZM154 121V122H153ZM168 121H169V119H168ZM176 121V120H175ZM178 121V120H177ZM181 121V120H180ZM182 121H184V119L182 120ZM182 121H181V123H182ZM196 121V120H195ZM211 121V122H210ZM24 122H26V118H25V121H23V124H24ZM31 122V123H32ZM83 122V121H82ZM82 122H78V124L79 125H77V126H79L80 128H81V123ZM87 122V121H86ZM93 122V121H92ZM91 122V123H92ZM97 122V121H96ZM108 122V121H107ZM110 122V121H109ZM126 122V121H125ZM124 122V123H125ZM133 122V121H132ZM141 122V121H140ZM160 122V121H159ZM172 123H174V125L176 124L174 121H171ZM213 122V123H212ZM223 122V121H222ZM12 123H14L13 124V126H12ZM32 123V124H33ZM35 123H37V122H35ZM45 124V126H47V125H51L50 123H49V121H48V123H43V121L42 122H39L37 125L39 126L40 124ZM57 123V122H56ZM60 123H62V121H60L59 123H57L58 124V126H60L59 124ZM90 123V122H89ZM88 123V124H89ZM116 123H118V122H116ZM147 123H144V122H142V123H140V125L142 126V124H144V126H146L145 124H147ZM180 122L178 121V125L180 126L181 124H179ZM212 123V124H211ZM230 123V122H229ZM227 124V122H226V127L225 128H227L228 127V125H230V124ZM242 123V124H243ZM18 124V123H17ZM22 124V123H21ZM71 124V125H72ZM86 124V123H85ZM88 124H86V125H88ZM111 124V123H110ZM118 124H120V121H119V123ZM163 124V123H162ZM161 123H160V126L162 125ZM182 124H184V123H182ZM191 124V123H190ZM191 124V125H192ZM235 124H237V126H239L240 124L237 122V123H233V124H231L230 125V127H229V129H230V131L232 132L233 131V129H234V127H236V125ZM239 124V125H238ZM20 124H18L17 125V127L19 126ZM53 125V124H52ZM51 125V128H49V129H54L56 126L54 125V126H52ZM90 126H91V124H89ZM107 125V124H106ZM113 125V124H112ZM122 125V124H121ZM127 125V124H126ZM148 125L146 126L147 128H148ZM165 125H166V123H165ZM187 125H189V123L187 122ZM225 125V123H223V126ZM232 125H234V127L232 126ZM21 126V125H20ZM23 126H25V125H23ZM41 126V125H40ZM45 126L43 125V128H44V132H43V134L45 133ZM73 126V125H72ZM76 126V127H77ZM119 126V125H118ZM139 126V125H138ZM159 126V125H158ZM186 126V124L185 125H183L181 128H183V127H185ZM241 126V125H240ZM241 126V127H242ZM53 127V128H52ZM75 127V126H74ZM74 127H71V128H74ZM84 127V128H83ZM86 127L88 128V126H85L84 124L82 125V128L83 129H85V131L87 132V129H86ZM110 127V126H109ZM145 127V128H146ZM163 128H164V126H162ZM187 128H184L183 130H187V131H184V132H189L188 130L190 129L189 127H190V125L189 126H186ZM192 127H193V125H192ZM203 127V126H202ZM205 127H203V128H205ZM215 127H216V125H215ZM215 127H213V128H215ZM231 127L233 128V129H231ZM18 128H20V127H18ZM42 127H41V129H43ZM57 128H61V127H57ZM57 128L56 129H54V130H57ZM70 128V131H72V129ZM90 128V127H89ZM119 128H121V126H119ZM144 128V129H145ZM151 128V127H150ZM149 128V129H150ZM171 128V127H170ZM175 128V127H174ZM207 128V129H206ZM204 130L205 131H209V130H211V129H208V127H206ZM224 128V127H223ZM240 128V127H239ZM17 129V128H16ZM75 129V128H74ZM77 129H78V127H77ZM82 129V130H83ZM124 129H127V128H124ZM158 129V127L155 129L154 128V130H156V131H158L157 130ZM168 128L166 127V130H167ZM193 129V128H192ZM222 129V126L220 127V130ZM229 129H228V131H229ZM12 130H14V129H12ZM22 129H20L19 131H21ZM64 130V129H63ZM67 130H66V133H67ZM76 130V129H75ZM82 130H79L83 135H86L87 133L85 132V131H83L82 132ZM89 130V129H88ZM109 130V129H108ZM119 130H122V129H119ZM148 130V129H147ZM150 130H152V129H150ZM149 130V131H150ZM161 130V129H160ZM179 130V129H178ZM224 129H222V131H223ZM16 130H14V132H15ZM17 131H18V129H17ZM18 131V132H19ZM29 131V130H28ZM59 130H57V132H58ZM91 131H92V129H91ZM112 131V130H111ZM133 131V130H132ZM146 131V130H145ZM170 131H172V129L170 130ZM170 131H169V133H170ZM174 131V130H173ZM180 131V130H179ZM182 131V130H181ZM199 132L198 133H201L200 132V129L198 130ZM211 131H213V130H211ZM211 131H209V133L211 134ZM251 131V132H250ZM253 131V132H252ZM1 132H2V134H1ZM21 132H24V130L23 131H21ZM26 132V131H25ZM38 132H39V130H38ZM33 133V132H31V135L29 136L28 134V136H27V138H32V140L33 139H35V136H33L32 134H38V137H39V135H40V137L42 136L43 137V141H45V140H47V142H49L50 141V138H47V139H45V137H44V135H41V134H39V133ZM69 132V131H68ZM73 132H74V130H73ZM92 132H94V131H92ZM110 132V131H109ZM127 132V131H126ZM136 132V131H135ZM153 131H151V133H152ZM161 132H163V131H161ZM214 132V131H213ZM224 132V131H223ZM40 133H42V130H41V132ZM46 133H48L49 134V130L48 131H46ZM52 133H53V131H52ZM52 133L51 134H49L48 136H50V135H52ZM65 133V134H66ZM72 133V132H71ZM71 133H69L70 135H71ZM84 133H86V134H84ZM90 133V131L88 132V134L87 135H90V136H92L91 134H89ZM95 133V132H94ZM114 133V132H113ZM120 133V132H119ZM167 133V132H166ZM169 133H168V135H169ZM180 133V132H179ZM190 133H192V132H190ZM197 133V132H196ZM195 133V134H196ZM207 133V132H206ZM208 133V134H209ZM225 133H226V131H225ZM55 134H57L56 132H55ZM59 134V133H58ZM57 134V135H58ZM107 134V133H106ZM105 134V135H106ZM116 134H118V133H116ZM128 134V133H127ZM147 134L149 135V133L147 132ZM157 134H159V132H157ZM162 134V133H161ZM181 134V133H180ZM184 134V136H187V135H185V133H183ZM195 134H193V135H191V136H194ZM202 134H203V132H202ZM201 134V135H202ZM209 134V135H210ZM212 134H214V133H212ZM212 134H211V136H212ZM215 134H216V128H215ZM254 134V136L252 137V135ZM21 135V134H20ZM24 135V134H23ZM21 135V139L20 140H17V143H16V145L17 146H20V145H18V141L20 142H22V137H25L26 138V135ZM53 135H54V133H53ZM52 135V137H54ZM75 134L73 133V135L72 136H70V138L72 139V138H74L75 136H74ZM87 135H86V137H87ZM152 136H154L155 134H154V132L151 134ZM150 135V137H152ZM164 135H166L165 133H164ZM171 135V134H170ZM179 135V134H178ZM219 136L221 135L220 133L218 134ZM37 136V135H36ZM69 135H67L66 137H68ZM95 136V135H94ZM98 136V135H97ZM109 136V135H108ZM127 136V135H126ZM156 136V135H155ZM158 136V135H157ZM176 136V135H175ZM183 136V135H182ZM183 136V137H184ZM195 136H197V134L195 135ZM208 136V135H207ZM211 136H210V139L208 138V140L207 139H205V140H207L208 141V143L210 144L211 142H210V140H211ZM34 137V138H33ZM39 137V138H40ZM47 137V136H46ZM51 137V136H50ZM65 137V139L67 140V143L68 142H71V139L70 138H66ZM85 137V139H87ZM89 137V136H88ZM112 137V136H111ZM127 137H129V136H127ZM162 137V136H161ZM164 137V136H163ZM163 137L161 138L162 140H160V142H162L163 141ZM168 137V136H167ZM173 137V136H172ZM203 137H205L204 135L200 138L199 136H197V138H199L200 140H203V143H205L206 141H204V139H202ZM225 137V136H224ZM224 137H222V139L224 138ZM252 137V138H251ZM25 138H24V143L23 144H25ZM78 138V137H77ZM77 138H75V140H77ZM97 138H99V137H96V139ZM104 138H105V136H104ZM120 138H122L121 137V135H120ZM130 138V137H129ZM153 138V137H152ZM155 138V137H154ZM153 138V139H154ZM157 138H159V137H157ZM174 138V137H173ZM188 138H189V136H188ZM187 137L185 138V139H188ZM192 137H190V139H191ZM195 138V137H194ZM196 138V139H197ZM206 138V137H205ZM216 138V141L215 142H217L218 144L220 143V138L221 137H219V140L217 139V137H215ZM226 138V137H225ZM231 138V137H230ZM41 140H42V138H40ZM40 139H37V142L36 143H40L41 141H40ZM70 139V140H69ZM88 139H90V138H88ZM132 139V138H131ZM167 139V138H166ZM175 139H176V137L174 138V141H175ZM178 139V138H177ZM184 139V138H183ZM28 140V139H27ZM30 140V139H29ZM73 141H75L74 139H72ZM121 140V139H120ZM130 140V139H129ZM128 140V141H129ZM141 140V139H140ZM193 140V139H192ZM224 140V139H223ZM228 140V139H227ZM234 140H231L232 142H233V144H234V142L236 141H234ZM2 139H1V137H0V142L2 143ZM55 140L53 139V141L51 142H49V143H52L51 145H53V142H54ZM71 142L72 143V145L73 144H77V142L75 141V142ZM131 141H134V140H131ZM186 141V140H185ZM219 141V142H218ZM229 141H230V139H229ZM230 141V142H231ZM55 142H58V141H55ZM55 142H54V145H53V147L54 146H56V144H55ZM80 142V143H79ZM78 143L79 144H81V142L83 143V144H81L82 146L86 143V141L84 140V142L83 141H81V139H80V141H79ZM97 142H99L100 143V139H99V141H97ZM102 142V141H101ZM153 142V141H152ZM158 142V141H157ZM165 142H167V141H165ZM171 142V141H170ZM177 142V141H176ZM191 142V141H190ZM196 141H194V143H195ZM202 142V141H201ZM0 143V165L1 164H3V165H6L7 164V162L5 161V160H7V159H5L4 157L5 156H3L4 154H3V152H5V155L6 156H8V155H11L10 154V152H9V154L7 155V152L9 151V150H7V152H6V150L4 149V148H6L7 146H8V144L5 146V147H2V145L3 144H1ZM27 143V142H26ZM35 143V142H34ZM46 143V142H45ZM71 143H69L68 145L70 146L71 145ZM87 143H88V140H87ZM96 143V142H95ZM133 143V142H132ZM169 143V142H168ZM178 143V142H177ZM188 143V142H187ZM193 143V144H194ZM208 143H205V144H207L208 145ZM221 143H222V141H221ZM220 143V145H219V149H217V152H218V150H220L221 148H220V146L221 147H223V148H225L224 146L225 145H223V144H226V143H228V141H224L222 144ZM235 143V144H236ZM4 144H5V142H4ZM21 144V143H20ZM29 144V143H28ZM28 144H25V146H32V145H28ZM42 144V143H41ZM58 144V143H57ZM78 144V145H79ZM89 144H91V142L90 143H88V145ZM164 144V143H163ZM186 144V143H185ZM192 144V143H191ZM191 144H190V146H191ZM192 144V145H193ZM10 145H12V144H10ZM81 145H79V147L81 148V149H84V153H85V151H86V155L88 154V153H90V152H88L87 150H85V147L87 146L86 144L83 146V147H81ZM168 145H170V144H168ZM174 145V146H173ZM179 145L180 144H177L176 146V148L175 149H173L174 147H175V144H172V145H170V146H173V148H172V150H178L179 151ZM182 145H184V144H182ZM181 145V146H182ZM188 145V144H187ZM187 145H185V146H187ZM195 145H196V143H195ZM228 145H229V143H228ZM230 145H232L231 143H230ZM40 146V145H39ZM43 146H46V145H43ZM100 145L98 144V147H99ZM101 146H102V143H101ZM108 146V145H107ZM180 146V147H181ZM227 146V145H226ZM24 148L25 149V152L23 151V150H20V152H19V150L17 151V154H19V156H20V154L21 153H26V151L27 150H30V149H32V147H34V145L32 146V147H29V148ZM58 147V146H57ZM71 147V146H70ZM76 147H77V145H76ZM76 147H74V151L75 150H77V149H75ZM90 146H88V148H89ZM162 147V146H161ZM165 147V146H164ZM167 147V146H166ZM165 147V148H166ZM200 147H198V149L200 148ZM7 148H9V147H7ZM14 148H16V146H14ZM19 148V147H18ZM35 148V147H34ZM42 148V147H41ZM72 149H73V147H71ZM78 148V147H77ZM165 148H163L162 147V150L163 149H165ZM168 148L170 149L171 147H169L168 146ZM168 148L166 149V150H168ZM178 148V149H177ZM183 148H184V146H183ZM193 148H195V150L193 149V152L189 149V148H187L186 147V149H182V150H184V152L183 153H185V151H186V153H193V154H191V155H194L195 153V156L196 157H200L197 153H198V149H197V147L196 146H193ZM205 148H207L206 146H205ZM218 148V147H217ZM238 148H241L242 150H238ZM12 149V152H14V150H13V148H11ZM17 149V148H16ZM52 149V148H51ZM59 149V148H58ZM61 149L62 148H60L59 149V151H61ZM100 149V148H99ZM215 149H216V146H215ZM35 150H37V152H38V154H39V152H41L42 153V151H40V150H38L37 148L35 149ZM55 150V149H54ZM56 150H57V148H56ZM101 151H102V149H100ZM100 150H98V153H101L100 152ZM165 150V151H166ZM170 151L171 153L173 152V151ZM188 150V151H187ZM190 150V151H189ZM52 150H50L49 152H51ZM58 151V152H59ZM73 151V150H72ZM77 151H79V150H77ZM76 151V152H77ZM91 151V150H90ZM156 151H157V149H156ZM195 151H197V152H195ZM28 152V151H27ZM33 152H34V150H33ZM46 152V151H45ZM57 152V151H56ZM57 152V153H58ZM62 152V151H61ZM67 152V151H66ZM82 152V153H83ZM88 152V153H87ZM163 152V151H162ZM161 152V153H162ZM169 152V153H170ZM200 152V153H201ZM46 153H48V152H46ZM64 153H65V150H64ZM63 153V154H64ZM81 153V154H82ZM84 153H83V155H84ZM92 153V152H91ZM153 153V152H152ZM166 153V152H165ZM170 153V154H171ZM176 154L178 153V152H175ZM185 153V156H187V154ZM30 154V155H29ZM34 153H27V155L25 154L24 156H30V157H32V155H33ZM62 154V153H61ZM66 154V153H65ZM75 154V153H74ZM164 154V153H163ZM170 154H168V155H170ZM175 154V155H176ZM179 154V153H178ZM202 154V153H201ZM200 154V155H201ZM224 154H226L225 155V157L227 158V157H229L228 159H226V161L225 160H222L221 159V161H219V159L221 158V155H224ZM13 155V154H12ZM11 155V156H12ZM44 155H46V154H44ZM49 156L50 155H52V153H50V154H48ZM56 155V154H55ZM68 155V154H67ZM66 155V156H67ZM77 155H78V153H77ZM173 155H174V152H173ZM174 155V156H175ZM180 155V154H179ZM228 155V156H227ZM2 156H3V158L5 159L4 161L6 162H4V163H1V158H2ZM13 156H16V155H13ZM12 156V159L13 160H15L14 162H16V158L15 157H13ZM19 156H18V161H20L19 160ZM35 156H36V158H38V156L35 154ZM41 156V155H40ZM69 156H71V155H69ZM69 156H67V157H69ZM76 156V155H75ZM79 156V155H78ZM81 156V155H80ZM88 156H90V155H88ZM88 156L86 157V156H82V159H83V157H85V159H86V162L87 161H89L87 158H88ZM159 156V155H158ZM190 156V155H189ZM201 156H204V154L203 155H201ZM34 157V156H33ZM48 157V156H47ZM47 157H46V159H47ZM57 157V156H56ZM63 157H65V155L63 156ZM92 157V156H91ZM91 157H89V159L91 158ZM154 157V156H153ZM168 157H170V156H168ZM167 157V158H168ZM177 157H178V155H177ZM195 157V158H196ZM7 158V157H6ZM20 158H24L23 157V155L22 156H20ZM36 158H32V159H34L33 161H35V159ZM40 158V157H39ZM50 158V157H49ZM51 158H52V156H51ZM50 158V159H51ZM55 158V157H54ZM71 158V157H70ZM93 158V157H92ZM156 158H157V156H156ZM194 157L192 156V159H193ZM203 158H207L206 156L205 157H203ZM211 158V159H210ZM212 158L214 159V161L212 160ZM10 159H11V157H10ZM32 159H30V162L32 161ZM44 159H45V157H44ZM44 159H41L42 161H44ZM45 159V161H48V160H46ZM58 159H59V157H58ZM65 159V158H64ZM81 159V160H82ZM173 159V161H177L176 159H174V158H172V156H171V160ZM190 159H191V157H190ZM191 159V160H192ZM9 160V159H8ZM62 160H63V158H62ZM68 160V159H67ZM90 160H92V159H90ZM168 160V159H167ZM12 161V160H11ZM33 161L31 162V163H33ZM38 161V160H37ZM52 161H53V158H52ZM64 161V160H63ZM63 161H59L63 166H64V164L66 165V161L65 162H63ZM71 161V160H70ZM92 161H94V160H92ZM91 161V162H92ZM170 161V160H169ZM173 161H171V164H172V162ZM179 161H180V159H179ZM185 161V160H184ZM184 161H180L181 162V164L184 162ZM193 161V160H192ZM191 161V162H192ZM215 161H218V162H215ZM10 162V161H9ZM29 162V163H30ZM39 162V161H38ZM38 162L36 163V166H37V164H38ZM50 162H51V160H50ZM58 162V161H57ZM58 162V163H59ZM72 162V161H71ZM83 162V161H82ZM85 162V161H84ZM90 161H89V163H91ZM95 162V161H94ZM161 162V161H160ZM158 163L157 161H156V165L159 167V164H162V163ZM180 162H178L177 161V163H178V165L180 164ZM233 162V163H232ZM11 163V162H10ZM10 163L8 164V166L10 165ZM29 163H27V164H29ZM35 163V162H34ZM53 163V162H52ZM54 163H55V161H54ZM76 163H77V161H76ZM88 163V162H87ZM176 163V164H177ZM186 163V164H185ZM185 163H183V165H181L180 164V166H179V168H178V166H177V168L178 169H176V167H174V164H173V166L172 167H174V169L176 170V171H179L180 173H183V172H181V171H184V169L182 170L181 169V171H180V167L181 168H186L185 169V171H187V169L189 168V167H191V165L188 163V161H185ZM187 163H188V166H187ZM16 164V163H15ZM46 164V163H45ZM51 164V163H50ZM57 164V163H56ZM68 164V163H67ZM70 164H73V162L72 163H70ZM78 164H79V162H78ZM170 164V163H169ZM169 164H167V165H169ZM170 164V165H171ZM175 164V165H176ZM208 164V163H207ZM17 165H18V163H17ZM35 165V164H34ZM59 165V164H58ZM74 165L75 164H73V166L72 167H74ZM169 165V166H170ZM186 165V166H185ZM7 166V165H6ZM16 166V165H15ZM52 166V165H51ZM50 166V167H51ZM57 165H55V167H56ZM60 166V165H59ZM67 166V165H66ZM69 166V165H68ZM67 166V167H68ZM156 166V168H158ZM183 166V167H182ZM185 166V167H184ZM197 166V167H196ZM208 166V167H207ZM1 167H2V165H1ZM10 167V166H9ZM29 166H27L26 168L27 169H30V167L28 168ZM41 167H43V166H41ZM53 167V166H52ZM51 167V168H52ZM54 167V168H55ZM66 167V168H67ZM80 167V166H79ZM172 167H171V169H169L170 171L171 170H173L172 169ZM219 167H222L221 165L220 166H218L217 168H219ZM4 169L6 168V167H3ZM11 168H12V166H11ZM21 168V167H20ZM31 168H32V165H31ZM39 168V167H38ZM38 168H37V170H38ZM50 168V169H51ZM53 168V169H54ZM61 168V171L62 172H64L65 170H63L62 168L63 167H60ZM60 168H58V169H60ZM81 168V167H80ZM144 168H145V166H144ZM10 169V168H9ZM34 169H36V168H34ZM40 170H42V168H39ZM68 169V168H67ZM78 168H76V170H77ZM159 169V168H158ZM194 169V170H193ZM208 169H209V171H208ZM6 170H7V168H6ZM23 170V169H22ZM33 170V169H32ZM40 170L39 171H36L37 173H38V177L39 178H41V179H39L37 176H35V177H33V175H32V177H33V179L34 178H36L38 181H43L44 179H45V177H49L50 176V178L48 179V180H46L45 179V181H46V184L48 185V186H51L50 184L52 183V179L55 177V176H53L54 175V172H55V169H54V172H53V170L51 169V171L52 172H49V174L46 172H44L45 174H44V176H42V174H43V170H42V174H40L39 175V172H40ZM69 170H71L72 171V168L69 166ZM92 170V169H91ZM96 170V169H95ZM108 170H110V168L108 169ZM138 170V169H137ZM145 170H146V168H145ZM149 170V169H148ZM189 170L187 171V174H186V172H184L183 174L185 175V177H187V178H185V179H190L191 177L189 176ZM211 170V171H210ZM8 171V170H7ZM11 171V170H10ZM18 171V170H17ZM66 171H68V170H66ZM111 171V170H110ZM140 171H142L141 169H140ZM150 171V170H149ZM164 171V172H163ZM174 171V170H173ZM233 171V172H232ZM24 172V171H23ZM29 172V171H28ZM33 172V171H32ZM56 172H57V170H56ZM74 172V171H73ZM79 171H77V173H78ZM97 172H99V171H97ZM101 172V171H100ZM109 172V171H108ZM139 172V171H138ZM143 172V171H142ZM172 172V171H171ZM175 172V171H174ZM173 172V173H174ZM225 172H226V170H225ZM9 173V172H8ZM16 173H18V172H16ZM21 173V175H23L24 173L26 174V172H24V173H22V172H20ZM30 173V172H29ZM41 173V172H40ZM50 173H52L53 175H51ZM69 173V172H68ZM67 173V174H68ZM74 173H76V172H74ZM76 173V174H77ZM80 173V174H79ZM78 174L82 177L83 176V178H84V175H82L81 174V172H79ZM96 173V172H95ZM113 173V172H112ZM115 173V175H119V173H116V172H114ZM150 173V172H149ZM149 173L147 172V176L149 175ZM167 173V172H166ZM178 173V172H177ZM228 173V174H229ZM25 174H24V176H25ZM28 174V173H27ZM48 174V175H47ZM57 174V173H56ZM61 174H63V173H61ZM65 175H66V173H64ZM77 174V175H78ZM89 174V173H88ZM103 174V173H102ZM109 174V173H108ZM111 174V173H110ZM143 174V173H142ZM45 175H47V176H45ZM58 175V174H57ZM73 175V174H72ZM77 175H76V177H77ZM78 175V176H79ZM97 175H98V173H97ZM97 175L95 174V176H96V178L95 179H97L98 177H97ZM99 175H101V173H99ZM104 175V174H103ZM102 175V176H103ZM132 175V177L133 176H135L136 175V172H135V175H133V174H131ZM140 175V174H139ZM146 175V174H145ZM152 175V174H151ZM174 175H176V173L174 174ZM180 175V174H179ZM186 175H188V176H186ZM214 175V174H213ZM223 175H224V173H223ZM27 176H30V174L29 175H27ZM51 176L53 177L52 179H51ZM102 176H100L101 178H103ZM112 176H114L113 174H112ZM111 176V177H112ZM122 176H123V174H122ZM150 176V175H149ZM177 176V175H176ZM181 176V175H180ZM58 177V176H57ZM100 177L98 178V179H100ZM105 177V176H104ZM117 177H119V176H117ZM127 177V176H126ZM144 177V176H143ZM172 177V178H171ZM182 177V176H181ZM202 177V178H201ZM215 177H216V175H215ZM217 177V178H218ZM10 178V177H9ZM17 178H19L18 179V181H20V179H21V176H19V177H17ZM17 178H14V180L15 179H17ZM22 178L23 179H25L23 176H22ZM29 178V177H28ZM63 178H65V177H62V178H60V180H59V182H60V185H61V187L63 188V185H65V183H67V179L65 180L66 182L65 183H63L64 182V180H63ZM87 178V177H86ZM109 178V176H107V179ZM171 178V179H170ZM178 178H179V176L176 178V180H178ZM184 178V177H183ZM204 178V179H203ZM5 179H6V181H5ZM33 179H31V180H33ZM56 179H59V177L58 178H55V180ZM75 179V178H74ZM77 179H80L81 180V178H77ZM111 179H113V177L111 178ZM114 179H116V177H114ZM118 179H121V177L120 178H118ZM124 179V178H123ZM126 179H128V177L126 178ZM180 179V178H179ZM223 179V178H222ZM30 180V179H29ZM35 180V179H34ZM54 180V179H53ZM55 180H54V183H52V185H54V186H51V188L50 187H46V185H45V183L44 182H42V183H39L38 181H36V182H38L39 183V185H40V187H38V188H40V190L42 191V189H46L44 192H46V196H48L47 194H49L50 193V191L48 192V189L47 188H50V189H55L56 188V190H57V192L59 191V188L60 187H58V185H59V183H55ZM80 180L78 181V183L80 182ZM85 180V179H84ZM103 181H105L104 180V178L102 179ZM108 180H110V179H108ZM125 180V179H124ZM123 180V181H124ZM130 180V179H129ZM129 180H125V181H129ZM155 180H156V182H155ZM184 180V179H183ZM237 180V181H236ZM16 181V180H15ZM25 181L26 180H24V182L22 181V179H21V182L22 183H25ZM47 181H48V183H47ZM51 181V183H49ZM57 181V180H56ZM77 181V180H76ZM101 181V180H100ZM103 181H101V183L103 182ZM117 182H119L120 183V180H116ZM122 181V180H121ZM6 182V183H5ZM12 182H13V177H12ZM31 183L32 182H34V181H30ZM36 182H34V183H36ZM58 182V181H57ZM72 182V181H71ZM70 182V183H71ZM96 182V181H95ZM98 182H99V180H98ZM97 182V183H98ZM107 182V181H106ZM109 182V181H108ZM108 182H107V184H108ZM111 182V181H110ZM127 182H126V185H127ZM138 182V183H137ZM171 182H172V184H171ZM196 182H198V181H196ZM224 182V183H223ZM5 183V184H4ZM10 183V182H9ZM15 183V182H14ZM28 183V184H27ZM38 183H36L35 185L36 186H34V184H33V188L34 189H36V187H37V184ZM44 183V184H43ZM75 183V182H74ZM82 184H85V183H83V182H81ZM111 183H113V181L111 182ZM115 184H116V182H114ZM123 183V182H122ZM122 183H120L121 185H122ZM156 183V184H155ZM189 183V184H190ZM19 184H21V183H19ZM18 183H16V185L17 186H20V188H21V186L22 185H19ZM26 184H27V189L29 190V181L28 182H26ZM57 186H56V185ZM69 184V183H68ZM67 184V185H68ZM73 184V183H72ZM76 184H77V182H76ZM75 184V185H76ZM105 184V183H104ZM119 184V185H120ZM170 184V185H169ZM176 184H178V182L176 183ZM185 184V183H184ZM193 184V185H192ZM222 184V185H221ZM15 185V186H16ZM45 185V186H44ZM59 185V186H60ZM66 185V186H67ZM78 185H80V183L78 184ZM97 185V184H96ZM121 185H120V188H121ZM174 185V184H173ZM187 185H188V183H187ZM194 185H196V186H194ZM201 185H203V183L201 184ZM207 185V186H206ZM209 185H211L210 187H209ZM15 186H14V189H15ZM56 186V187H55ZM81 186H86V185H81ZM100 186H102V184L100 185ZM99 186V187H100ZM141 186L139 187L141 190H143L142 188H141ZM155 186V187H154ZM158 186H159V184H158ZM171 186H170V188H171ZM190 186V185H189ZM190 186V187H191ZM221 186H222V188H221ZM53 187H55V188H53ZM71 187V186H70ZM74 187V186H73ZM87 188L85 189V187H84V190H90L89 188H90V186H86ZM94 187V186H93ZM96 187V186H95ZM104 188H105V186H103ZM103 187H101V188H103ZM160 187V186H159ZM174 187H176V185H174L173 186V188ZM177 187H178V185H177ZM184 187V186H183ZM187 186H185V188H186ZM202 188L204 187V186H201ZM204 187V188H205ZM16 188H18V187H16ZM20 188H19V190H20ZM33 188H31L32 190H33ZM92 188V187H91ZM127 188V189H128ZM152 189L151 188V186L150 187H148L147 186V188H145V190H147V192H148V189ZM164 188V189H165ZM172 188V189H173ZM179 188H181L180 186H179ZM184 188V189H185ZM188 188V187H187ZM192 188H191V190L190 191H192ZM196 188H195V190H196ZM219 188H221L220 190H219ZM49 189V190H50ZM63 189H65L64 190V192L65 191H67V189L68 188H63ZM63 189H62V191H63ZM75 189V188H74ZM76 189H77V186H76ZM94 188H92V190H93ZM116 189H117V191L119 192V188L118 187H116ZM124 189V188H123ZM126 189V188H125ZM154 189H152V190H154ZM166 189H168V187L166 188ZM165 189V190H166ZM176 189V188H175ZM194 189V188H193ZM10 190H11V187H10ZM39 189H38V191H40ZM53 190H52V192H53ZM73 190V189H72ZM88 191V193L89 192H91V193H89L90 195L92 194V196H90L89 195V197H91V198H96L95 197V195H94V197H93V193H95L94 192V190L93 191ZM105 190V189H104ZM109 190H110V193H109ZM115 190V189H114ZM113 190V191H114ZM121 190H122V188H121ZM131 190H130V192H131ZM145 190H143V191H145ZM151 190V191H152ZM156 190V192H158V193H160V191H161V196H159L160 197V200H159V198H158V200L157 201H155L156 203H158V201H162V200H165L164 198L166 197L165 195H162L163 194V192H162V188L161 189H159L160 191H158L157 190V188L155 189ZM171 190V189H170ZM179 190V189H178ZM182 190H183V188H182ZM209 190H213V191H217L218 193L220 192V194H221V196H219V197H212L211 195L209 196V194L207 193V195H205L206 193L205 192H209ZM4 191V192H3ZM17 192H20L21 193V190L20 191H18V190H16ZM36 192H37V189L35 190ZM34 191V192H35ZM60 191H61V189H60ZM59 191V192H60ZM61 191V194L62 193H64V192H62ZM81 191V190H80ZM117 191H115L114 192V194H118L117 193ZM142 191V192H143ZM150 191V190H149ZM168 191H169V189H168ZM188 191V190H187ZM3 192V193H2ZM16 192V193H17ZM29 192H30V196H31V190H29ZM29 192H28V195H29ZM33 192V191H32ZM34 192H33V194H34ZM43 192V191H42ZM48 192V193H47ZM58 192V193H59ZM93 192V193H92ZM129 192V191H128ZM155 192V193H156ZM174 192H176V190H174ZM178 192V191H177ZM181 192V191H180ZM193 192H194V190H193ZM20 193H18L19 195H20V197H23V195H22V193L20 194ZM70 193H71V191L69 192V190H68V192H66L65 194L67 195H70ZM72 193H74V191H72ZM77 193V192H76ZM109 193V194H108ZM132 193V192H131ZM130 193V194H131ZM141 192L139 191V194H140ZM151 192H149V194H150ZM157 193V194H158ZM183 193H186L185 191L183 192ZM201 193H202V195H201ZM7 194V193H6ZM11 193L9 192V194L8 195H10ZM35 194H39V195H41L42 193H40V192H38V193H35ZM54 194H55V192H54ZM57 194V193H56ZM64 194V195H65ZM81 194H82V191H81ZM85 194V193H84ZM111 194V195H110ZM127 194V193H126ZM129 194V195H130ZM143 194V196H144V194H146V193H141V195ZM148 194V193H147ZM152 194V193H151ZM157 194H156V196H157ZM179 194H181L182 195V193H179ZM19 195H18V197H19ZM39 195H38V197H39ZM43 195H45V193L43 194ZM51 196H52V194H50ZM49 195V196H50ZM74 195V196H75ZM106 195V194H105ZM128 195V194H127ZM126 195V196H127ZM141 195H140V197H141ZM176 195V194H175ZM188 195V194H187ZM195 195V194H194ZM197 195L195 196L196 197V204H195V206L196 207H194L195 209L196 208H198L199 207V209H200V206H199V204L201 203L202 204V202H204V201H202L201 200V202H198L199 200H200V198H199V200H198V197H197ZM17 196V195H16ZM42 196V195H41ZM63 196V195H62ZM71 196H69V197H71ZM98 196V195H97ZM113 198H112V197ZM116 196V195H115ZM152 196V195H151ZM162 196H163V199H162ZM171 196V195H170ZM169 196V197H170ZM179 195H177L176 197H178ZM205 196V197H204ZM10 197H11V199H10ZM31 197H33V195L31 196ZM34 197H35V195H34ZM32 198V200L30 199V201H29V205L31 204V201H35V198ZM37 196H36V199H38V201H40L41 199H44L43 197H41L40 198V200H39V198H38ZM53 197V196H52ZM52 197H50V198H52ZM54 197H56V196H54ZM53 197V198H54ZM60 197V196H59ZM59 197H57V198H59ZM104 197V196H103ZM117 197V196H116ZM128 197V196H127ZM148 197V196H147ZM146 197V198H147ZM176 197H174L175 199H176ZM183 197V196H182ZM191 197V196H190ZM203 197V198H202ZM210 197H211V200H210ZM17 198V197H16ZM24 198V197H23ZM26 198V197H25ZM30 198V197H29ZM49 198V199H50ZM57 198H54V199H57ZM62 197H60V199H61ZM67 198V197H66ZM109 198V199H108ZM111 198V199H110ZM142 198H144V197H142ZM148 198H150V197H148ZM157 198V197H156ZM167 198V197H166ZM214 198H216V199H214ZM219 198H223L222 200L220 199L219 200ZM5 199H7V200H9V202L7 201V200H5ZM19 199V202H20V204H24V203H21V201H20V199L21 198H18ZM28 199V198H27ZM46 199V198H45ZM49 199H47V201L49 202ZM54 199H52V202L53 203H56L57 204V200H55V202L53 201ZM65 199V198H64ZM68 199V198H67ZM82 199V200H81ZM97 199H98V197H97ZM111 200V203H114V202H116L117 200V202L116 203H114L113 205L116 207V205L115 204H117L118 202H120V204H121V201H122V206L120 205V204H118V206L120 207L121 206V208L124 206V207H126V208H124V211L123 210H119V208H117L119 211H123V212H121V215H119V211H117V209L113 206V205H109L110 203H105V200ZM114 201H113V200ZM128 199H130V196L128 197ZM152 199H153V197H152ZM172 199H173V197H172ZM205 199H203V200H205ZM214 199V200H213ZM21 200H23V199H21ZM102 200V202H100ZM106 200V201H107ZM154 200V199H153ZM152 200V201H153ZM168 200V199H167ZM167 200H165V201H167ZM193 200V199H192ZM5 201H7V202H5ZM37 201V200H36ZM35 201V202H36ZM45 202H47L46 200H44ZM50 201H51V199H50ZM59 201V200H58ZM81 201V202H80ZM113 201V202H112ZM142 201V200H141ZM209 201H211V202H209ZM212 201H215V202H212ZM218 201V202H217ZM18 202V201H17ZM35 202L33 203L34 204V206H36L35 205ZM42 202V201H41ZM40 202V203H41ZM45 202H43V203H45ZM47 202V203H48ZM66 202V201H65ZM84 202L85 203H88L87 204V206L89 207H87L88 209H87V213L88 214H90L91 213V211H92V213H93V210H90V208L92 207V206H94L95 207V209L97 208V214H98V212L100 213V214H102L101 212H102V209H103V211H104V215H101L102 217H103V219L105 218V219H107V217H105V216H107V213L110 215H113V219L114 218H117L116 219V222L114 221L113 223L111 222V221H113L112 219H111V221H109L108 219V221L109 222H107V220H103L102 218H101V216L99 217V215L100 214H98V216L96 215V211L93 213L94 215L92 216V217H96V219H95V221H93V220H88L86 217L88 216V215H86V217H84V213H86L85 212V210H86V204H84ZM90 202V203H89ZM102 203V209H100L101 208V204L100 203ZM107 202H110V201H107ZM132 202H135V203H139V205L141 204L143 207H141V205L140 206H138L140 209H138L139 211V214H142V215H144V213H143V211H145V212H147L149 215H150V217H146V219H145V217L143 216V218L145 219H142L141 217L139 218V216H138V213H136V211H137V207H136V204L134 203H132ZM206 202V201H205ZM205 202H204V204H205ZM220 202H222V205H221V203ZM6 203H8V205H6ZM47 203H45L46 205L45 206H47ZM52 203V204H53ZM104 203V204H103ZM132 203V204H131ZM143 203H144V201H143ZM180 203V204H179ZM208 203H206L205 205V207H207V204ZM27 204V205H28ZM33 204L31 205V210H33V209H35L34 207H33ZM49 205H51L50 203H48ZM59 204H60V201H59ZM58 204V205H59ZM89 204H91V205H89ZM96 204H97V206H96ZM133 206V208H134V211L135 212H133L134 214L133 215H127L126 214V211H125V209L127 210V208L128 207H130L129 208V210L131 211V209H132V206ZM158 204H160V203H158ZM158 204H156V205H158ZM26 205V206H27ZM28 205V206H29ZM48 205V206H49ZM57 205V206H58ZM83 205V206H82ZM84 205H85V207H84ZM100 205V206H99ZM103 205H105L106 206V208H107V210H104V209H106ZM108 205V206H107ZM127 205H129V206H127ZM135 205V206H134ZM183 205V204H182ZM209 205V204H208ZM213 205V204H212ZM11 206V207H10ZM53 206V205H52ZM62 206H63V209L64 210H60L59 208H58V210H60L61 212L60 213H58V214H61V213H63L62 211H65V209L66 208H64V204H62ZM67 206V205H66ZM65 206V207H66ZM70 206V205H69ZM68 206V207H69ZM78 206V205H77ZM109 206H110V208H115V210H111V212H109L108 211V208H109ZM160 206H158V207H160ZM23 207H25V206H23ZM41 207V206H40ZM43 207V206H42ZM59 207L61 208V206L59 205ZM83 207L85 208V209H83ZM157 207V208H158ZM173 207H174V205H173ZM184 207H186L185 205L183 206V208ZM28 207H26V209H27ZM113 208V209H114ZM143 208V209H142ZM144 208H146V209H144ZM194 208H192V209H194ZM218 208V207H217ZM216 208V209H217ZM29 209V208H28ZM27 209V210H28ZM52 209V208H51ZM72 209V212H74V210ZM91 209H93V207L91 208ZM136 209V210H135ZM147 209H149V211H146ZM160 209V208H159ZM161 209V210H162ZM23 210H24V208H23ZM23 210H22V213H23ZM30 210V209H29ZM30 210V212H32L33 213V211H31ZM53 210H54V208H53ZM69 210L71 211V208H69ZM99 210V211H98ZM110 210V209H109ZM186 210V209H185ZM187 210H189V209H187ZM198 210V209H197ZM201 211H203L202 210V208L200 209ZM200 210H199V212H200ZM17 211V212H16ZM51 211V210H50ZM69 211V212H70ZM89 211V212H88ZM106 211H108V212H106ZM116 211H117V213H118V215H119V218L118 217H114V216H116V214L114 215L113 214V212H115L116 213ZM128 211V210H127ZM130 211L128 212V213H130ZM150 211H152L153 212V215H151L152 213L150 212ZM157 211L159 212V210L157 209ZM163 211V210H162ZM191 211V212H192ZM203 211V212H204ZM25 212V211H24ZM55 212V211H54ZM53 212V213H54ZM57 212H59V211H57ZM105 212H106V215H105ZM165 212V211H164ZM188 212H190V211H188ZM17 213L19 214V216L17 215ZM51 213V212H50ZM49 213V214H50ZM66 213H67V211H66ZM66 213H65V216H66ZM123 213H125V214H123ZM157 213V212H156ZM162 213V212H161ZM160 213V214H161ZM12 214H14L15 216H13ZM54 214H56V213H54ZM64 214V213H63ZM73 214V213H72ZM131 214V213H130ZM137 214V215H136ZM158 214V213H157ZM163 214V213H162ZM165 214V213H164ZM210 214H212V213H210ZM209 214V215H210ZM213 214L211 215V216H213ZM51 215H52V213H51ZM62 215V214H61ZM96 215V216H95ZM125 215H127L126 217V221L125 222H123V219L121 218V216H125ZM141 215V216H142ZM148 215V216H149ZM199 215V214H198ZM28 216V215H27ZM47 216V215H46ZM49 216V215H48ZM52 216H55V219H56V215H52ZM52 216H50V217H52ZM90 216H91V214H90ZM130 216V217H129ZM172 216V215H171ZM31 217V216H30ZM58 217H60V215L59 216H57V218ZM60 218H62V216L60 217ZM59 218V219H60ZM64 218V217H63ZM66 218H64V219H66ZM172 218V217H171ZM220 218H223V219H220ZM59 219H57V220H59ZM64 220V221H68V220ZM138 219H142L144 222H141L140 223V221L138 220ZM115 220V219H114ZM54 220H52V222H53ZM72 221H75V222H72ZM76 221H78L79 223H77ZM104 221H105V223H104ZM62 222V221H61ZM65 222V223H66ZM93 224H91V223ZM140 224H139V223ZM159 223V224H158ZM163 223H164V225H163ZM91 224V225H90ZM102 224H104L105 225V228H103L102 229ZM161 224V225H160ZM174 224V225H173ZM66 225V226H68V229H65V228H63L62 229V227H64V226ZM125 225V226H124ZM142 227H141V226ZM158 226V227H162L163 226V229H165L164 231H166V232H168L167 230H169L170 229V231H171V228L173 227H175L176 229H173V232L171 231V232H168L169 234H166V233H163V232H158V231H160L161 229L160 228H156L155 226ZM173 225V226H172ZM155 227V228H154ZM167 227V228H166ZM168 227H170V228H168ZM139 228L141 229L142 228V230L140 231L139 230ZM160 229V230H159ZM162 229V230H163ZM241 230V233L239 232V230ZM155 230H157V231H155ZM240 233V235H239V233L237 232V231ZM85 239H87L88 241H90L89 243L91 244L92 242L94 243V247H92L93 245L91 244V246H90V244H88V241H86ZM84 240H85V242H87V248L88 249H86L85 248V246H86V243H84ZM107 245V247H108V250H106V252L103 254V261H102V258H101V253H100V250H99V245ZM92 247V248H91ZM91 248V249H90ZM102 252H103V250H102ZM177 253H179V254H177ZM179 255V256H178Z\"/></svg>",
    "mask_w": 264,
    "mask_h": 264
},
{
    "label": "rangeland",
    "instance_id": "obj_2",
    "mask_svg": "<svg viewBox=\"0 0 264 264\" xmlns=\"http://www.w3.org/2000/svg\"><path fill=\"white\" fill-rule=\"evenodd\" d=\"M192 0H190V2H189V0L188 1H186L187 3L185 4L186 5V7L184 6V7H182V8H184V10H182V11H180V9L181 8H179V11H177V9L176 8H174V7H172V9L171 10H169L168 11V15H167V19L169 20H171L172 19V21L175 23V25H174V30H171V32H169V33H171V35H174L173 37H175V36H177L178 35V37H175V38H173L172 36H170V39L172 40L171 42H169V44H172V46L171 47H173V50L169 47V44H167V42L166 43H164V44H166L167 45V51H165V50H163V49H161L162 47H164V44H160V45H162V47H160L159 46V44L157 45L156 43H152V45L154 46V45H156L157 46V50H156V47H152V45L150 46H148L147 44H144V43H140L141 45H142V47H140L141 45L140 44H136V43H134V42H132V41H134V38L132 37V33L130 32V30L129 29H127V30H129V31H127V32H130V36H129V33L127 34V38L126 39H124V40H119V41H116V42H114V43H112V44H110V43H107V42H104V41H99L100 43L99 44H101L100 46L101 47H99L98 45V43H97V45H95L94 46V43L91 45V37L93 36V34L91 33V31H89V30H92L93 31V29L92 28H94V26H91V25H94L93 23L92 24H90V25H87V27H89V26H91V28L89 27V28H87V27H85V26H83V27H85V28H81L82 29V31L81 32H83L84 31V29L88 32H83V33H85V34H83V35H81V37H80V35L78 34V33H80V31L79 32H73V33H75V34H78L77 36H78V39H75V43H73V41H71V40H66V42L67 43H70L72 46H70L69 44H67V46L69 45V56H71L70 57V61H71V58L73 59L74 57L72 56V53L73 52H78V53H83L82 55L84 56L83 57V62H78V63H76L75 64V60H72V61H74L72 64L75 66V67H72V68H74L75 69V71H73V72H71V79H72V76L74 77V78H76L75 80H76V83H74L75 81H74V79H73V83H71V81H70V75L68 76V74H67V76H64V77H62L63 75H61V74H66V69L64 70L63 68H65V66L62 68V65H60V64H62L63 63V65H64V62L63 61H61V62H59V65H58V61H57V64L56 63H54V64H56V66H57V68H58V66L60 67V68H62L61 70L59 69L58 71H59V73H58V71H57V75L54 73V75H53V72H51L52 74H49L47 77L48 78H50L49 79V82H47V80H48V78H47V80H45L46 78V75H47V72H44L43 70V65L41 64V66H39V67H35V65L36 66H38V64L40 65V63H38V64H35L34 66H32V67H34V68H32V69H34L35 71L38 69V68H41V73H39L40 72V69H38L36 72L38 73H36L35 71H32V72H34V73H30L31 72V70H30V72H29V74L30 75H28L27 74V77L25 76V77H21L20 75H19V78H18V75H17V77H16V81L18 82V85L16 84L17 82H15V80L13 81V82H15V84L12 82L11 83V85H10V88H11V86H12V84H13V86H12V88H11V91H10V89H9V92L10 93H8V89L6 90V92H4V94L2 93L0 96V98H1V101L2 102H4V103H1V101H0V111L2 112V115L4 116V117H6V118H9V120L13 117V115H10V114H12V112L11 111H13V113H14V116L15 117H17V116H19V115H22L21 114V112H23L22 111V109H23V107L24 108H27L29 111H31L32 109L35 111V108H36V110H38V109H40L41 108V105L39 106V104H40V102L38 103L37 102V100H39L40 98H42L43 97V95L41 96V94H43V93H41L42 91H44V92H46V93H44V95H46L47 96V94L49 95V97H52L53 95H55V96H53V98H50V100L51 101H49V102H47V100H45L46 98L44 97V98H42V100H43V104H44V106L46 105V106H49L52 110H54L55 111V109H54V107L56 108V110L57 109H59L58 110V112L56 111V112H54V113H59V111L62 109V112L60 111V114L62 115V114H64L65 115V118H66V116H67V114H68V120H69V118H70V120H72L73 121V123L74 124H70V127H69V124H66L67 125V127L69 128L68 130H67V128L63 125V127L61 126L63 123H64V115H63V117L60 115L59 117L61 118L62 117V119L60 120V118H57V119H52V118H46L45 116H44V112H41V113H38V111L40 112V110H38L37 112H32V114L34 113V114H36L37 116H35L34 117V115H30V113H29V111H28V114H26L25 112V114L23 113V115H22V117L21 116H19V118H18V120L17 121H21L20 123L19 122H17V121H15L16 120V118L14 117V123L16 122V125L14 124V123H12V126H13V124L16 126V128L18 129V131L20 130V129H22L21 131H23L24 130V132H21V131H17V129L16 128H12V129H14V130H16L15 132H14V130H12V129H10L9 127L8 128H6V130H5V133L6 134H12V135H14V134H16L17 135V133L19 134V136L20 137H17V139H16V137H15V140L16 141H14V143H7L8 144V146L7 147H9V148H4L5 150H6V152H7V150H9L8 152H7V155L9 154V152H10V154L12 153L13 155H16V156H13L12 154V156L13 157H17L18 158V156H19V154H17V151L19 150V152H20V150H23L24 152H25V149L28 147V146H25V144H30V145H34V147H32V146H29V147H32V149H30V150H27L26 151V153H21L20 154V156H22L23 155V159L22 158H20V156H19V160L20 161H18V159L16 158V162H14L15 160H13L12 159V156L11 155H8V156H6L5 155V152H3V156H5L4 158L5 159H7V160H5L4 158H3V156H2V160H1V163H4L5 161L7 162V166L6 165H3V164H1L2 165V167H1V165H0V169H1V172L3 173L2 174V176L3 177H6V179H7V181H8V184L5 186V190H6V187H7V190H9V192L11 193L10 195H8L9 194V192L8 191H6V193L4 194L5 196H4V198L6 197H8V196H11V197H13V193L15 194V198L12 200L11 199V197H10V201H14V202H11V203H9V204H11L12 205V213L14 212L15 213V211L13 210V209H16L17 207L19 208H22V210H23V208H24V210H23V213H22V210H20L21 211V218H23L22 220L24 221V219H26L25 221H27V220H29V221H31L32 220V217H34L35 216V210H36V208L38 209H42L41 211L40 210H38L39 212H38V214H40L41 213V215H43L42 213H43V209L44 210H46V211H44V213H46L47 211H49L48 213H46L45 215H43V216H45V217H48V219L50 220L49 221V225H48V227L49 226H54L56 223V221L58 222L57 223V225H55V228H57L58 227V225L60 224V226H61V223H63V224H67L68 226H69V224L68 223H70L69 222V220L71 219V217L73 216L74 218H72V219H74L75 220V217H77L78 219H76V220H79V222H80V224H81V218H80V216H79V214H78V212H76L75 210L76 209H78L79 207H80V205L83 203V201H82V203L81 204H78V202L77 203H75L76 204V209L74 210L73 209V205L72 204H74V202L77 200V199H79L80 200V198H77L79 195V197H81V196H85L86 198H85V200H86V202H88L89 200H88V198H90L91 199V204H95V200L96 201H99L100 199L99 198H101L102 200L103 199H105L108 195H107V192L105 193V191L106 190H108V189H111L110 188V186L111 187H113L111 190H112V192H111V194H113L112 196H114L115 198V200L118 198V199H120V195L119 194H121V192H123L122 194H121V196L123 195V194H125V195H123V196H125V199H127V202H130V201H128V200H132L131 199V196L133 197V187H134V184L136 183V180H138L139 179V176L141 177L140 178V180H141V183H138V182H140L139 180H138V184H142V185H144L143 183H144V181L146 182V180L148 181V179H146L147 177L149 178H152L151 176H153L156 172V174L154 175V177L156 178V179H160L158 176V174L160 173L161 175V177H163L162 175H164V173H162L161 171H162V168H164L165 170H167L166 172H165V174H173V175H170V176H174L171 180H174L175 182L173 183L174 185H176V187H174L173 188V184H172V182H171V184H172V186H171V188H170V186H168V183H170V182H167V178L169 177L168 175H166L167 177H165L164 176V178H166V181L165 180H162V179H160L162 182H166L165 184L167 185V187H168V189H169V191H168V189H166L165 188V185L163 184V185H160V181L158 180L157 182V190L158 191H160L159 189H161L162 188V192H163V194L162 195H165L166 197L164 198L165 200H167V201H165V200H162V201H158V203H160V204H158V203H156L155 201H157L158 200V198H159V200H160V197L159 196H161V191H160V193H158V192H156V188L154 189L152 186L154 185V182H152V180H150V178H149V180L150 181H148L147 182V186L148 187H150L151 186V188L152 189H154V190H152V189H148V192H147V190H145V188H147V186L146 185H144V186H141V188L143 189V190H145V191H143V190H141L139 187V185L138 186H136L135 188H137L138 187V190L141 192V193H146V194H144V196H143V194L141 195V193L139 194V191L137 192V193H135L134 192V194H135V199H136V202L137 201H139L140 199L142 200H140V202H142V205L144 204L145 205V203L147 204V201H149V202H151L150 203V206L152 207V208H150L151 210L153 209V208H156V209H153L152 211H154V215H153V212L152 211H150L152 214L151 215H153V217L154 216H156V217H162L163 215V219H160V221L161 220H164V218L166 217V210H164L165 208H164V206L166 207L167 205H171V207H168V208H166L167 210H170V208H176L175 206L177 205V203H175V204H173L174 203V201L175 200H177L178 201V199L177 198H179V201L180 202H182V204L181 205H179L180 207H179V212H177L178 210H176V209H178V208H176V209H171L170 211L171 212H175L176 211V213L178 214V213H180L181 214V212L184 210V212L185 211H187L186 213H188V215H190V213H193V211H195L194 212V215L193 214H191V215H193V216H195V217H198V216H202V215H204V217L202 216V220H203V218H204V220H205V216H206V218L207 217H210V218H212V217H217V216H222L223 215V213L221 214V215H219L221 212H219L221 209H220V207L218 206V205H215L216 206V208L214 209V207H213V212H214V214L216 213H219L217 216H214V214H213V212H208L210 209L212 210V208H210L211 206H214V203H212L211 204V206H210V203H208V198L207 199H205V198H203V199H205V200H203V199H201L200 197H198L199 195H200V193L199 192H197V193H195V191H197V188L199 187V188H201V190H199V191H203V189H207V187H205V184H207V183H205L206 182V180H207V182H209V179L211 178V180H214V181H211L212 182V184H214V182H216V180L215 179H217L218 181H217V185L220 183V181L222 180H224L225 181V179H224V177H225V175H227L226 176V179H227V177H229L228 175H231V176H233V179L237 176V177H239L238 176V172L236 173V176H234V173H233V175L231 174V173H229L231 170V168H232V170H233V166L231 167V162H230V156L229 157H225V155L226 154H224V155H221V158L219 159V161H221V159L222 160H225L226 161V159H228V161H227V163L226 162H222L221 164H216V163H214L213 162V165H212V162L208 159L209 158V155H207V154H210L209 152L207 153V154H205V153H203L204 151H206V150H204V149H209L210 147L209 146H211V149H212V151L209 149L208 151H210V152H213V151H215L214 153H211L212 155H211V157H213L214 159L216 158V160L219 158L218 157V154L220 153H224V152H226V150L228 149V148H226V147H234L235 148V151H236V149H237V146L239 145V143H236V142H239V141H241V140H243V138H242V135L245 133L244 132V129H246V126H245V124L243 123V122H241V120H240V118L238 117V115L236 114V113H234V115L236 116V117H234V115L232 116V114H231V117H230V112H229V110L227 111L226 110V112H229V114L228 113H224V110L225 109H228V107L227 106H225L224 104H226V101H227V103H229L228 102V98L230 99V96L227 94V93H225L226 91L228 92L229 90H232V89H228V86H225V85H229V88H232V86L234 85V79H233V77L232 76H230L229 75V77H228V81L229 82H227V80H225L224 79V81L221 83L220 82V80H221V78H216V79H213V82L215 83H213L212 82V78H210V77H212L211 75H209V73H212V71L213 70H215V68H217L215 65H217V63L219 62V66H218V69L221 71V66H222V69H223V67L224 68H227V66L228 65H226L225 63H226V60H224V61H219L220 60V58H221V60L223 59V58H226L227 59V54L225 55L224 53H226V51L224 50V53H223V51L222 52H216V50H211L212 48H214V45L212 46V44L213 43H211V48H209L210 47V44H209V42L208 41H205L204 39H203V43L200 41V39L201 38H198V36L196 37V35H194V33H192L193 31H191L190 29V27H189V25L187 24V18L190 16V15H192V14H194V13H192L191 14V11L192 12H195V13H197L198 12V14H200V16L204 13L203 12V9L201 8V5L200 4H198V3H194V1L193 2H191ZM191 4V5H190ZM198 4V5H197ZM189 5V6H188ZM188 7V8H187ZM190 8V9H189ZM189 9V10H188ZM196 9H198L197 11H195ZM23 10L25 11V10H27L28 11V8L27 7H24L23 8ZM173 10V11H172ZM174 11H176V12H174ZM182 12V13H181ZM184 12V13H183ZM88 13V14H87ZM92 13H94V14H92ZM181 13V14H180ZM188 13H189V15H188ZM84 14V13H83ZM86 14L87 15H89V16H87V18H86V21L84 22V23H86L87 22V20H89V18H91L92 16H94L95 15V12L93 11V10H89L88 12H86ZM120 15H121V13H119V17L118 16H116V19H117V21H115L116 22V24H115V28H116V30H118V33H119V29L121 30L120 31V33L119 34H121V32H123V30L125 31L126 30V28H127V26L126 27H122V24H121V22L118 20V18H120ZM182 15H183V17H182ZM188 15V16H187ZM179 16V17H178ZM184 16H186V17H184ZM118 17V18H117ZM178 17V18H177ZM174 18V19H173ZM183 18H185V19H183ZM92 19V18H91ZM91 19L89 20L90 22H91ZM179 19H180V21H179ZM93 20V19H92ZM181 20H183V23H181L182 21ZM88 21V24L90 23ZM188 21H190V20H188ZM180 23H181V25H180ZM193 23V22H192ZM177 24V25H176ZM119 25H121V27L119 26ZM77 28V27H76ZM75 28V29H76ZM78 28H79V26H78ZM77 28V29H78ZM87 28V29H86ZM183 28H185L184 30H183ZM76 29V30H77ZM165 31H163L164 32V35L166 34H168L167 33V31H166V29H165V27L163 28ZM75 30V31H76ZM181 30H183V32L181 31ZM78 31V30H77ZM172 31H174V32H172ZM166 32V33H165ZM181 32V33H180ZM185 32V33H184ZM90 33L92 34V36L90 35ZM93 33H94V31H93ZM117 33V34H118ZM175 33V34H174ZM190 33H191V35H190ZM179 34H181V35H179ZM186 34H189V36L188 35H186ZM84 35H86V36H84ZM185 36V37H183V36ZM194 35V36H193ZM76 36V35H75ZM79 37H80V39H79ZM86 37H88L87 39H88V41H87V39H86ZM77 38V37H76ZM82 38H84L83 40H82ZM132 38V39H131ZM173 38V39H172ZM177 38V39H176ZM185 38V39H184ZM186 38L188 39L187 40V42H186ZM191 38H193V39H191ZM183 41H182V40ZM192 40V41H191ZM202 40V39H201ZM78 42V43H77ZM80 42V43H79ZM88 42V43H87ZM90 42V43H89ZM117 42H119V43H117ZM130 42H131V45H130ZM173 42H178V43H181V44H178V45H180L179 47L177 46L176 47V45H177V43H176V45H175V48H174V43ZM192 44H191V43ZM206 42V43H205ZM208 42V43H207ZM127 43V44H126ZM133 43H134V45H133ZM74 44H76V45H74ZM90 45V48H89V45ZM96 44V43H95ZM120 44V45H119ZM124 45H126L125 47H123ZM135 45H137V46H135ZM166 45H165V47H164V49L166 48ZM181 45H184L183 47H187L188 49H183V47H181ZM191 45L193 46V47H191ZM200 45V46H199ZM207 45H209V47L207 46ZM220 45H222V46H220V47H222V48H226V45H224V44H220ZM77 46V47H76ZM87 46V47H86ZM97 46H98V48H97ZM114 48H113V47ZM131 46V47H130ZM197 46L199 47V48H197ZM72 47V48H71ZM78 49V51H77V49ZM93 47H96V48H93ZM107 47V48H106ZM111 47V48H110ZM122 47H123V49H122ZM126 47H127V49H126ZM130 47V48H129ZM136 47H139V51L137 50V48ZM148 47V48H147ZM150 47H152V50H154V51H156V52H151L150 50H151V48ZM195 47V48H194ZM231 47H236L235 46V44H234V46H231ZM88 48V49H87ZM95 50H93V49ZM106 49L107 50V53H104L106 50H102V49ZM108 48H110V50H108ZM115 48H116V50H115ZM133 48V49H132ZM147 48V50H149V52H151L152 54H150L149 52V54L150 55H154V57H157V55L159 56H161L163 59H164V56H162V55H164V54H162L161 53V50H163L164 52H166L167 54H165V56H166V58H167V56H168V53L170 54V55H172V57L173 58H169V57H171L170 55L168 56V59H170L171 60V62H173V64H174V60H176L177 59V63H178V60H179V63L181 64V62L183 63V64H185L184 63V61H185V58H186V63H187V60L189 59V63H190V65H189V68L190 67H193V68H191L192 69V74H190V72H191V69H190V72L188 71V69H187V66L186 65H188V64H185V65H183V66H186V70H184V68H183V66H182V64L180 65L181 67H179V68H181V69H179L178 68V65L177 64H174V65H171L172 63H170V66L168 65V62H170L168 59H167V61L168 62H166V63H164V61L166 60H164V61H161V59H160V61L161 62H163L164 63V66H160V65H163V63L162 64H160L159 62H157V61H159L158 59L160 58V56L159 57H157V61H155L156 60V58H155V60L153 59V62H150L151 60H152V58H154V57H152L151 58V56H149L148 55V53H145V52H147V50L144 52L145 54H141L140 55V53H143V51L145 50ZM150 48V49H149ZM201 48V49H200ZM208 50H207V49ZM114 49V50H113ZM131 49V50H130ZM136 49V50H135ZM140 49H144V50H140ZM168 49H170V50H168ZM179 49L180 51H181V53H182V51H184V54H182L183 55V57H181L180 59H179V57H177V58H175L176 57V55L174 56V54H177V56H178V53H176L177 52V50ZM191 49V50H190ZM195 49V50H194ZM197 49V50H196ZM72 52H71V51ZM81 50V51H80ZM83 50V51H82ZM89 50V51H88ZM93 50V51H92ZM98 50V51H97ZM100 50V51H99ZM111 50H112V52H114V54L111 52ZM120 50H121V52H120ZM174 50H176V51H174ZM179 50H178V52H179ZM186 50H187V52H186ZM200 50V52H197V51H199ZM201 50H203V52H201ZM209 50H211L212 52H214V53H212L211 54V51H209ZM118 51H119V53H118ZM129 51H132V52H129ZM142 51V52H141ZM158 51V52H157ZM208 53H206V52ZM89 52H91V53H89ZM93 52H94V54H93ZM98 52V53H97ZM109 52V53H108ZM111 52V53H110ZM115 52H116V54H115ZM134 52V53H133ZM173 52V53H172ZM195 52H197V55H196V53ZM85 53H87V54H85ZM104 55H103V54ZM139 53V54H138ZM156 55H155V54ZM158 53V54H157ZM172 53V54H171ZM180 53V52H179ZM185 53H186V56H185ZM191 54V56H190V54ZM195 53V54H194ZM199 53V54H198ZM215 53H217L218 55V57L216 56V59H219V60H214L215 58H214V56L216 55ZM96 54V55H95ZM106 54V55H105ZM112 54V55H111ZM120 54V55H119ZM135 54H137V56L139 57V56H141L140 57V59L142 58V56H144L143 57V61H142V59H141V61L139 60V58L135 55ZM214 58V59H212V57L210 56V55ZM213 54H214V56H213ZM101 56L102 58H104L105 59V62H104V59H102V58H100V57H98V56ZM103 55V56H102ZM114 55V56H113ZM115 55H116V57H115ZM148 55V56H147ZM181 55V56H182ZM196 55V56H195ZM202 55V56H201ZM205 55V56H204ZM209 55V56H208ZM223 55H225V56H223ZM94 56H96L97 58H94L95 60H98V61H96L97 63H95L94 62V59H92ZM106 56H108L107 58H108V60L110 59L112 62H110V60L109 61H107V58H106ZM110 56V57H109ZM112 56H113V58H112ZM120 56V57H119ZM146 56V57H145ZM207 56V57H206ZM221 56H223V57H221ZM92 57V58H91ZM124 57V58H123ZM190 57L192 58L191 60H190ZM198 57V58H197ZM212 59V60H214V62L215 61H218L217 63L215 62V65H214V63L212 62V60H211V64L212 65H214V69L211 71V72H209L208 73V77L206 76L207 75V73L203 70L205 67H208V66H203V69H201V70H203L204 71V73H206V75H204L203 76V78H206V80L204 81V83H205V85H203L204 83H202V85L205 87L206 86V82H208L207 81V78H210V83H207V85L208 86H206L205 88L201 85V80L199 81V79H200V77L197 75V71H199L200 72V74H201V70H200V68H202L201 66H198L200 63L199 62H201V65H203L205 62H206V64L207 65H209L210 63V58ZM115 58H119V60H118V62L115 60ZM125 60H123V59ZM147 58H150V59H147ZM208 58V59H207ZM85 59V60H84ZM91 59V60H90ZM120 59H122V60H120ZM127 59H128V61H127ZM162 59V60H163ZM172 59H173V61H172ZM183 59V60H182ZM193 59H195V61L193 60ZM198 59H200V60H198ZM207 59V60H206ZM58 60V59H57ZM88 60V61H87ZM101 60V61H100ZM150 60V61H149ZM193 60V61H192ZM60 61V60H59ZM71 61V62H72ZM122 61V62H121ZM132 61H133V64L136 66H138L137 67V71L135 72V67H134V65L132 64ZM135 61H136V63H135ZM137 61H139V62H137ZM150 62V64L148 63V66H151V68L150 67H148V69H150V70H148L147 69V65L145 66V69H144V65L143 64H147V62ZM192 61V62H191ZM227 61H228V59H227ZM87 62V63H86ZM101 62V64H99ZM106 62H108V63H110L109 65H108V63L106 64ZM117 64H116V63ZM124 62V63H123ZM128 62V63H127ZM140 62H142V63H140ZM145 62V63H144ZM155 62H157V63H155ZM194 62H198L199 64H197V66H198V70L196 71V73H194L193 71H194V66L196 65V64H194ZM204 62V63H203ZM224 63V66H223V63ZM102 63L104 64V67H103V65H102ZM114 63V64H113ZM122 63V64H121ZM127 64V66L125 67V65ZM153 63H155V65L153 64ZM176 63V62H175ZM222 63V64H221ZM228 63H229V66H228V68L227 69H223V71L224 70H226V72H227V70H231L232 72H233V67L235 66V67H237V68H234V73L236 72V74H239V72H237V70L236 69H239V66L236 64V63H234V65H230V62L228 61ZM227 63V64H228ZM82 64V66H80V65ZM84 64V65H83ZM93 64V66H95V67H93V66H91ZM99 64V65H98ZM116 64V65H115ZM121 64V65H120ZM192 64H194V65H192ZM205 64V65H206ZM211 64H210V66H211ZM110 65L112 66L110 69H109V67H110ZM114 65V66H113ZM117 65H119V67L120 68H118V66ZM141 65H143V66H141ZM169 67H168V66ZM177 65V66H176ZM77 66H79V67H77ZM89 66H91V67H93V68H97V67H100V68H103L102 70L100 69V68H97V69H92L91 67H89ZM109 66V67H108ZM132 66H133V68H132ZM141 67V70H140V67ZM167 66V69H165V67ZM197 66H195L196 68H197ZM226 66V67H225ZM233 66V67H232ZM87 67V68H86ZM109 69V71L107 70V68ZM113 67H115V69H114V71L116 70V68H118L115 72L112 70L113 69ZM155 68V69H153V68ZM200 67V68H199ZM220 67V68H219ZM231 67V68H230ZM77 68V69H76ZM85 68V69H84ZM90 70H89V69ZM106 68V69H105ZM156 68H158V70L156 69ZM172 68V69H171ZM195 68V69H196ZM80 71H79V70ZM125 69V70H124ZM131 69V70H130ZM143 69V70H142ZM154 71H153V70ZM170 69V70H169ZM180 70V71H178L177 72V75H176V71H173V70ZM217 69V70H218ZM57 70V69H56ZM77 70H78V72H77ZM83 70H85V71H87V72H84ZM92 70V71H91ZM101 70V71H100ZM110 70H111V72H114L113 74L114 75H112V73L110 72ZM128 70H130V71H128ZM138 70L139 71H142V73L143 74H140V73H138ZM157 70V72H155ZM171 70H172V72H171ZM186 71V73H187V71H188V73L191 75H188V77L186 76V74L185 73H183V74H185L184 76L182 75V74H180L181 73V71ZM209 70H210V67H209ZM236 70V71H235ZM63 73H62V72ZM98 71L100 72V73H98ZM159 71V72H158ZM170 71V72H169ZM202 71V72H203ZM216 71V70H215ZM60 72H61V74H60ZM80 72H81V75H80ZM104 72V73H103ZM107 72H109V73H111V74H108ZM123 72H125V74L124 75H126V77H127V79H125V76L124 75H122L123 74ZM134 72H135V74H134ZM153 72V73H152ZM155 72V73H154ZM167 72H169V73H167ZM175 72V73H174ZM208 72V71H207ZM225 72V71H224ZM48 73H50V72H48ZM73 73H75V74H73ZM76 73H78L79 74V78L81 79H77L78 78V75H77V77H75L74 75H76ZM95 73V74H94ZM97 73V74H96ZM107 73V74H106ZM157 73H159V74H157ZM162 73V74H161ZM229 73H230V71H229ZM40 74V75H39ZM88 74V75H87ZM94 74V75H93ZM120 74V75H119ZM155 74V75H154ZM199 74V73H198ZM232 74V73H231ZM22 75V74H21ZM45 75V76H44ZM52 75L54 76V77H52ZM94 76L95 77V79L93 78V77H91V76ZM99 75V76H98ZM102 75V76H101ZM103 75H105V76H103ZM110 76V79H109V76ZM138 75H141L140 77L138 76ZM156 75H161V76H156ZM60 76V77H59ZM83 76V77H82ZM130 76V77H129ZM136 76V77H135ZM153 76V77H152ZM168 78V80L165 78ZM175 76V77H174ZM180 76V77H179ZM199 78H198V77ZM210 76V77H209ZM36 79H35V78ZM68 77V78H67ZM82 77V78H81ZM99 78V79H97V78ZM105 77V78H104ZM108 78V81H107V78ZM124 77V78H123ZM134 77H135V79H134ZM144 77V78H143ZM146 77V78H145ZM158 77V78H157ZM162 77V78H161ZM177 77V79H174V78H176ZM25 78V79H24ZM45 78V79H44ZM56 79V81H55V79ZM122 78V79H121ZM130 78V79H129ZM138 79V81H137V79ZM159 78H161V79H159ZM164 78V80L162 81V79ZM171 78H172V80H171ZM188 78V81L186 80V79ZM190 78H192V80L190 79ZM201 78H202V76H201ZM202 78V82H203V79ZM226 78V77H225ZM237 78V77H236ZM20 79V80H19ZM40 79V80H39ZM44 79V80H43ZM60 79H63L64 81H62V80H60ZM67 79H69V81L67 80ZM104 80V81H102V80ZM133 79H134V81H133ZM143 79V80H145V82L142 80V82H141V80ZM158 79V80H157ZM171 80V82H170V80ZM194 79V80H193ZM198 79V80H197ZM220 79V80H219ZM51 80V81H50ZM59 80V81H58ZM83 80V81H82ZM95 80V81H94ZM97 80V81H96ZM122 80H125V84H123L122 82ZM209 80V79H208ZM218 80V81H217ZM222 80H223V78H222ZM221 80V81H222ZM52 81H53V83H52ZM54 81H55V83H54ZM82 81V82H81ZM85 81V83H83ZM88 81H89V83H88ZM93 81V82H92ZM101 82L102 81V83L103 84H105V85H103L102 83H98V82ZM106 81V82H105ZM112 81H114L113 82V84H112ZM121 81V83H122V85H124L125 86V88H126V85L128 86V89H125L123 86L121 87V86H119V82ZM129 81H130V83H129ZM135 81H137V82H135ZM147 81V82H146ZM183 81H185V82H183ZM194 81V82H193ZM197 81V82H196ZM217 83H216V82ZM60 82L61 84H64V83H66V85L64 84L63 86H64V90H62V89H60L61 87H62V85H60V83L58 84V83ZM63 82V83H62ZM135 82V83H134ZM138 82H140V83H138ZM159 82H161V83H159ZM162 82H163V86L162 85H160V84H162ZM166 82H168V83H166ZM176 82H177V84H176ZM180 82H183V83H180ZM193 82V83H192ZM197 83V85H196V83ZM218 82H219V85H218ZM228 84H227V83ZM36 83V84H35ZM47 83H50V84H47ZM81 83H83V84H81ZM138 83V84H137ZM146 83L148 84V85H146ZM164 83L166 84V85H164ZM170 83V84H169ZM212 83V84H211ZM226 83V84H225ZM55 84H56V86H55ZM58 84V85H57ZM71 84H75V85H71ZM90 84V85H89ZM100 84H102V86L100 85ZM117 84V85H116ZM129 84V85H128ZM135 84H137V85H134ZM141 85V87H138V86H140ZM145 84V85H144ZM149 84H150V88H147L148 86H149ZM169 84V85H168ZM188 84V85H187ZM193 84V85H192ZM210 84V85H209ZM214 84V85H213ZM217 84V85H216ZM223 84V85H222ZM230 84H231V86H230ZM233 84V85H232ZM44 85H46L47 86V88H46V86H44ZM60 85V86H59ZM76 85H77V87L79 88V89H77L76 88ZM88 85V86H87ZM92 85V86H91ZM94 85V86H93ZM100 85V86H99ZM132 85H133V87H132ZM151 85H152V87H151ZM168 85V86H167ZM179 87H178V86ZM192 85V86H191ZM196 85V86H195ZM213 85V86H212ZM217 87H216V86ZM36 86V87H35ZM42 86V87H41ZM51 86H52V88H51ZM58 86H59V88H58ZM86 86V87H85ZM90 86V87H89ZM104 86V87H103ZM112 86H113V92L115 93H113L112 92ZM118 86L119 87H121V91H118L119 90V88H118ZM145 86V87H144ZM162 87V88H160V87ZM166 86H167V88H166ZM170 86H172V87H170ZM173 86H175V88L173 87ZM177 86V87H176ZM191 86V87H190ZM210 86V87H209ZM218 86H219V88H218ZM16 88V90L15 91H13L15 88ZM75 87V91L73 90V88ZM117 87V88H116ZM136 87H138V88H136ZM164 87V88H163ZM182 87H183V94L182 93H180V94H178L177 96H180L181 97V99L179 98V100H177L176 98H178V97H176V96H173V93H172V97H176L175 99H171V100H173V102H177V103H179V106H178V109L180 108V106L182 105V106H184L185 104V108L186 109H188L189 108V110L188 111H190L191 109H193V110H195L194 108H195V105H196V107L198 108V107H201L200 109L198 108V110H204V111H209V114H208V111H207V113H203L202 111L200 112V113H203V114H205V118H212V116H213V114L216 112V113H219V115L218 116H220V117H218V122L215 124L216 125V127H215V125L213 124V126L211 125V127L209 128V126H210V123H208L209 125H207L206 127H208V129H211V130H213V131H211V130H209V131H211V134L212 133H214V134H212V136H211V134L209 133V131L207 130V131H205L204 129L206 128L204 125H202V124H197V126H198V128H196V134H197V136H199L200 138L204 135L205 137H203L202 139H204V141H206L205 143H208V138L210 139V136H211V140H210V144L208 143V145L207 144H205V143H203V140H200L199 138H197V136H195L196 134L195 133H193L195 130V128H194V124H192V120L190 121L189 119V117L191 116H194V122H196L197 123V120L199 121V119H197V117L198 118H201L200 119V121L199 122H201L202 120H204L205 118H204V116H202V114H200L199 112H198V114L199 115H201V117L198 115V114H193L194 112H196V111H198V110H195V111H193V110H191V111H193V113L191 112V114H190V112L188 113L185 109H184V107H182V108H180V110H178L177 111V113H180L179 115L176 113V112H171V110H170V116L168 117V115H169V113L167 114L165 111L166 110H163V107H162V105H161V107H160V105L159 106H157V107H160L161 109H162V111H160V113H156L157 115H156V117L158 116L159 118H158V120L156 119V117H152L151 116V114H149L151 111L150 110H154V107L153 108H149L150 110V112H148V105H150V104H147L146 105V103H145V99L144 98H146V99H149V100H146V102H148V103H150V100H152V102L153 103H155V101H156V105L158 104L157 103V101H160L161 99H163V98H154L155 99V101H154V99H153V97H155V96H153L152 97V99L151 98H149V97H151L152 95L151 94H153V93H155V94H153V95H156L157 97H159V95L161 96V93L160 92H162L163 90V92H167V91H171L172 92V90H174V89H176L177 91L179 90V88H180V90L182 89ZM189 87V88H188ZM200 87H202L203 88V90H201L202 88H200ZM208 87H209V89H208ZM211 87H213L212 89H210ZM215 87H216V89H217V91H219V89H220V91H219V93L217 92V91H215L214 89H215ZM222 87H224V88H222ZM234 87H235V85H234ZM233 87V88H234ZM14 88V89H13ZM39 88V89H38ZM56 88H58V89H56ZM68 88H70V89H68ZM85 88V89H84ZM90 90H89V89ZM93 88V89H92ZM103 88V89H102ZM104 88H106V90L104 89ZM124 88V90H122ZM159 88L160 89H163V90H161V91H159ZM166 88V89H165ZM187 88V89H186ZM197 89V92L195 91L196 89ZM198 88H200V91H199V89ZM208 90H207V89ZM221 88H222V92H221ZM42 89V90H41ZM65 89H67V91L65 90ZM107 89H110V90H108L107 91ZM140 91H139V90ZM152 91H151V90ZM171 89V90H170ZM205 89V90H204ZM2 90L3 89H1V91L0 92H2ZM39 90V91H38ZM48 90V91H47ZM50 90V91H49ZM62 91L63 92V94H62V92H60V93H58V91ZM131 90V91H130ZM180 90L178 91V92H180ZM187 90V91H186ZM192 90V91H191ZM210 93H208L209 94V96H208V94L206 93L207 91ZM211 90V91H210ZM226 90V91H225ZM71 91H74L73 92V94H75L76 92H78V94H75L74 95V97L76 96V95H78V96H76L75 98L77 99H73L72 98V92ZM85 91V92H84ZM105 91V92H104ZM131 92V94L132 93H135V95L134 94H130V92ZM135 91V92H134ZM159 91V92H158ZM175 91V90H174ZM199 91V92H198ZM201 91H203V93L205 92V94H203ZM14 92V93H13ZM49 92H51L50 94H49ZM81 92V93H80ZM107 92V93H106ZM109 92H110V94H109ZM129 93V94H127V93ZM142 93V95H141V93ZM145 92H147L146 94H145ZM176 92V91H175ZM175 92H174V94H175ZM182 92V91H181ZM188 92V93H187ZM193 92H195V94L193 93ZM213 92V93H212ZM218 93V98H223V99H221V101H219L218 100V102H217V104H211L212 102H210L207 106H205L204 104H203V101L205 102L206 100H203V98L205 97H203V95H206L207 97H205V99L207 98L208 99V102H209V100H211V98H213V99H216L217 98V94L216 93ZM230 92V91H229ZM12 93V94H11ZM53 93V94H52ZM56 93H58V95L56 94ZM71 95H70V94ZM113 93V95L115 96H113V95H111ZM117 93V94H116ZM121 95H120V94ZM148 93H151V94H148ZM158 93H160V94H158ZM191 93V94H190ZM200 94V95H198V94ZM216 94L215 95V97L216 98H214V96L212 95V94ZM221 93V94H220ZM5 94H7L6 96H4ZM52 94V95H51ZM80 94H82V95H80ZM122 94H123V96H122ZM143 94H144V96H143ZM170 94V93H169ZM177 94V93H176ZM175 94V95H176ZM192 94H193V96L195 95V97L197 96V97H200V99L199 98H194L193 96H192ZM203 94V95H202ZM219 94H220V96H219ZM82 96V99L80 98V96ZM101 95H103V96H101ZM111 95V96H110ZM138 95V96H137ZM147 95H149L148 96V98H147ZM162 95H163V93H162ZM166 95V94H165ZM168 95V94H167ZM223 95V96H222ZM4 96V97H3ZM41 96V97H40ZM109 96V97H108ZM122 96V97H121ZM129 96H130V98H129ZM136 98H135V97ZM170 96H171V94H170ZM169 96V97H170ZM183 96H185V97H183ZM186 96H187V98H186ZM202 96V97H201ZM222 96V97H221ZM71 97V98H70ZM84 97H85V99H84ZM90 97V98H89ZM124 97V98H123ZM169 97H164V100H168V101H170V98ZM182 97L184 98V101L185 100H188V102H182ZM209 97H211V98H209ZM3 98V99H2ZM5 98V99H4ZM11 100H10V99ZM39 98V99H38ZM54 98H56V99H54ZM80 98V99H79ZM89 98V99H88ZM166 98V99H165ZM190 98H192V99H190V101H189V99ZM217 98V99H218ZM31 99V100H30ZM48 99V98H47ZM57 99H59V100H57ZM62 99V100H61ZM63 99H65V100H63ZM72 99H73V101H72ZM78 99H79V101H80V103H79V101H78ZM98 99V100H97ZM104 99H106V100H104ZM122 99V100H121ZM127 99V100H126ZM130 99V100H129ZM135 99V100H134ZM136 99H140V101L139 100H136ZM196 99V100H195ZM226 99V100H225ZM4 100V101H3ZM24 100H25V102L27 103L26 104V106H25V102H24ZM36 102H35V101ZM79 103H76V101ZM81 100H83V101H81ZM126 100V101H125ZM132 100V101H131ZM134 100V101H133ZM181 100V101H180ZM192 100V101H191ZM224 100H225V103H224ZM12 101V102H11ZM23 101V102H22ZM40 101V100H39ZM57 101H59L58 102V104L56 103ZM71 101V102H70ZM139 101V102H138ZM180 101V102H179ZM236 100H234V102H235ZM28 102H29V104H28ZM54 102V103H53ZM64 102V103H63ZM131 102V103H130ZM223 102V103H222ZM8 103V104H7ZM12 103V105H10V104ZM13 103H15V104H13ZM18 103V104H17ZM24 103V104H23ZM35 103H37L38 105H37V107H36V104ZM42 103V102H41ZM83 103H85V104H90V106L89 107H86V105L85 104H83ZM144 105H143V104ZM195 104V105H192V104ZM197 103V104H196ZM201 103V104H203V105H200L199 106V104ZM221 104V108H220V104ZM4 104V105H3ZM6 104V105H5ZM22 104V108L19 106V105H21ZM34 104H35V108H33L34 107ZM42 104V105H43ZM63 104V105H62ZM77 105V107H76V105ZM91 104H93V105H91ZM104 104V105H103ZM125 104H126V106H125ZM159 104H160V102H159ZM188 104H190L188 107H187V105ZM207 104V103H206ZM14 105V106H13ZM17 105V106H16ZM27 105H29V106H27ZM30 105H32L33 107H31ZM54 105V106H53ZM58 105V106H57ZM87 105V106H88ZM100 105V106H99ZM152 106H155V105H153V104H151ZM198 105V106H197ZM213 105V109L215 110V108L217 109L213 114H212V112L210 113V111L211 110H209L210 108H212L211 106ZM225 106V108H223L224 110L222 111V107H224ZM7 106V107H6ZM10 106H13V108L11 109V107ZM16 106V107H15ZM62 106V107H61ZM65 106V107H64ZM75 106V107H74ZM83 106V107H82ZM98 106V107H97ZM126 107V108H124V107ZM145 106H146V109H145ZM152 106H149V107H152ZM202 106H204V109H202ZM210 106V107H209ZM17 109V111L19 112L20 111V113H19V115H17L16 113H17V111L15 110V108ZM30 109H29V108ZM57 107H60V108H57ZM64 107V108H63ZM117 107V108H116ZM156 107V106H155ZM208 107H209V109H208ZM227 107V108H226ZM18 108L20 109V110H18ZM48 108V107H47ZM67 108V109H66ZM88 108H90V109H92V112H93V114H92V112H91V110L90 109H88ZM134 108V109H133ZM136 108V109H135ZM144 110H143V109ZM4 111H2V110ZM8 109H11V111L10 110H8ZM26 109V110H27ZM50 109V110H51ZM73 109H75V110H73ZM76 109L78 110L77 112H76ZM109 109V110H108ZM112 109V110H111ZM114 109V110H113ZM156 109V112H157V108H155ZM165 109V108H164ZM184 109V110H183ZM207 109V110H206ZM220 109H221V111H220ZM15 110V111H14ZM42 110V109H41ZM51 110V111H52ZM63 110H65V112H63ZM66 110H68L67 112H66ZM103 110V111H102ZM107 110H108V113H107ZM124 110H125V112H124ZM158 110H160V109H158ZM168 110V109H167ZM174 110H176V109H174ZM173 110V111H174ZM181 110H183L182 112H184V111H186L187 113H188V115L190 114V116H188L187 114H186V112L183 114L182 113V115H181ZM219 110V111H218ZM43 111V110H42ZM71 111V112H70ZM97 111V112H96ZM102 111V112H101ZM116 111V112H115ZM118 111H120L121 112V114H120V112H118ZM124 113H123V112ZM130 111V112H129ZM135 111H136V114H135ZM147 111V112H146ZM1 112H0V114H1ZM16 112V113H15ZM69 112H70V114H69ZM78 112H79V114L80 115H83L81 118L82 119H85L88 115H90V116H88L85 120H79L80 118H79V116L80 115H78ZM87 112V113H86ZM91 112V113H90ZM110 112H111V114H110ZM112 112H114L113 114H112ZM161 112L162 113H164V114H162V115H160L161 114ZM169 112V111H168ZM4 113V114H3ZM54 113H53V117H55L54 116ZM66 113V114H65ZM83 113V114H82ZM89 113V114H88ZM103 113V114H102ZM117 115H116V114ZM139 113V114H138ZM153 118V119H156L155 120V122L157 123V121H158V124H157V127H158V131H156V130H154V128L156 129L157 127H155V123L154 124H152L154 127H152V126H150L149 127V125L148 124H150V123H147V121H148V119L150 120V121H152V118H150V116L148 115V114ZM197 113V112H196ZM41 116H40V115ZM73 114V115H72ZM88 114V115H87ZM109 114V115H108ZM116 115V117H115V115ZM154 114H155V111H154ZM154 114H152V115H154ZM175 114H177L178 116L176 117V115ZM206 114H208V115H210L209 117L207 116L206 117ZM225 114H228V115H225ZM7 115V116H6ZM8 115H10V116H8ZM24 115H25V118H26V122H24V124H23V121H25V118H24ZM93 115V116H92ZM102 115V116H101ZM120 115V116H119ZM135 115L136 116H139V117H135ZM162 116L161 118H160V116ZM166 115H167V117H166ZM172 115V116H171ZM212 115V116H211ZM31 118H33V120H36L35 122H37V123H33L32 121V123L30 122V121H28L29 119H30V117ZM33 116V117H32ZM56 116H58V114L56 115ZM76 116V117H75ZM107 116V117H106ZM123 116H124V119H123ZM147 116V117H146ZM149 116V117H148ZM165 118H168L169 119V121H168V119H167V121L166 120H164L165 121V123H166V125H165V123L162 121L163 119H165ZM230 118H229V117ZM21 117V118H20ZM38 117V119H41V117L43 118L42 119V121H43V123H48V121H49V123L52 125V126H56L54 129H56L57 127H61V128H57V130H59L58 132H57V130H54V129H49V128H51V125H47V126H45V124H40L39 126L37 125L39 122H42V121H40L39 120V122H38V120L37 119H35V118H37ZM75 117V118H74ZM90 117H93L92 119L90 118ZM96 117V118H95ZM104 117V118H103ZM119 117H120V119H119ZM122 117V118H121ZM135 117V118H134ZM141 117V118H140ZM145 117V118H144ZM171 117H173V118H171ZM174 117H176V118H174ZM178 117H180L179 119L182 121L183 119H184V121H182V123H184V124H182L181 123V121L178 119ZM183 117V118H182ZM188 119H187V118ZM196 117V118H195ZM228 117V118H227ZM56 118V117H55ZM77 118H79V119H77ZM95 118V120H93ZM112 118V119H111ZM141 119V120H138L139 121V124L138 123H136L135 122V119ZM142 118H143V120L145 119V121H143L142 120ZM219 118H220V120H219ZM226 119L225 121L227 122V124L230 122L231 124H233V123H241L240 125L242 126H244L245 128L243 129V126L241 127L239 124V126H237V124H235L236 125V127H234V125H232L233 127H234V129L231 127V129H233V131L231 132L230 131V129H229V127H230V125H228V127L227 128H225L226 127V122H224V120L223 119ZM99 119V120H98ZM105 119V120H104ZM116 119V120H115ZM133 119V120H132ZM137 119H136V121H137ZM147 119V120H146ZM161 119V120H160ZM171 119H173V120H171ZM30 120H32V119H30ZM57 120V121H56ZM62 121V123H60L59 125L60 126H58V124L57 123H59L60 121ZM67 120V119H66ZM68 120H67V122H68ZM108 122H107V121ZM115 120V121H114ZM176 120V121H175ZM180 122L179 124H181L180 126L182 127L183 125H185L186 124V126H189L190 125V129L188 130L189 132H184V131H187L186 129L185 130H183L184 128H187L186 126L185 127H183V128H181L177 123H178V121ZM189 120V121H188ZM196 120V121H195ZM208 120H212V119H208ZM28 121V122H27ZM59 121V122H58ZM83 121V122H82ZM87 121V122H86ZM93 121V122H92ZM97 121V122H96ZM110 121V122H109ZM119 121H120V124H118L119 123ZM126 121V122H125ZM133 121V122H132ZM137 121V122H138ZM141 121V122H140ZM160 121V122H159ZM171 121H174L176 124L174 125V123H172ZM205 121V123L206 122H208V121H206V119L204 120ZM223 121V122H222ZM57 122V123H56ZM78 122H82L81 123V128L79 127V126H77V125H79L78 124ZM90 122V123H89ZM92 122V123H91ZM116 122H118V123H116ZM125 122V123H124ZM142 122H144V123H147V124H145L146 126L148 125V128L146 127V126H144V124H142V126L140 125V123H142ZM154 122V121H153ZM187 122L189 123V125H187ZM211 122V121H210ZM20 124L18 127H20V128H18L17 127V125L18 124ZM22 123V124H21ZM48 123V124H49ZM69 123H70V121H69ZM91 124V126L88 124V125H86V124ZM111 123V124H110ZM160 123L162 124L161 126H160ZM193 125V127H192V125ZM202 123H203V121H202ZM205 123H203V124H205ZM213 123V122H212ZM211 123V124H212ZM223 123H225V125L223 126ZM243 123V124H242ZM65 124V123H64ZM85 125V126H88V128L86 127V129H87V132L85 131V129H83L82 128V125ZM107 124V125H106ZM113 124V125H112ZM122 124V125H121ZM127 124V125H126ZM23 125H25V126H23ZM43 125L45 126V130L46 131H48L49 130V134H51L52 133V131H53V133H54V135H53V133H52V135L54 136V137H52V135H50V136H48L49 134L48 133H46V131H45V133L43 134V132H44V128H43ZM121 126V128H119V126ZM139 125V126H138ZM151 125V124H150ZM159 125V126H158ZM196 125V124H195ZM206 125V124H205ZM75 126V127H74ZM78 127V129H77V127ZM110 126V127H109ZM162 126H164V128L162 127ZM205 127V128H203V127ZM222 126V129H224L223 131H222V129L220 130V127ZM41 127L43 128V129H41ZM71 127H74V128H71ZM90 127V128H89ZM146 127V128H145ZM166 127L168 128L167 130H166ZM171 127V128H170ZM175 127V128H174ZM213 127H215L216 128V134H215V128H213ZM224 127V128H223ZM240 127V128H239ZM53 128V127H52ZM70 128L72 129V131H70ZM124 128H127V129H124ZM145 128V129H144ZM152 129V130H150V129ZM193 128V129H192ZM64 129V130H63ZM83 129V130H82ZM89 129V130H88ZM91 129H92V131H94V132H92L91 131ZM109 129V130H108ZM119 129H122V130H119ZM148 129V130H147ZM161 129V130H160ZM172 129V131H170ZM180 131H179V130ZM188 129V128H187ZM200 129V132L201 133H198L199 130ZM207 129V128H206ZM228 129H229V131H228ZM29 130V131H28ZM38 130H39V132H38ZM41 130H42V133H40L41 132ZM66 130H67V133H66ZM73 130H74V132H73ZM79 130H82V132L83 131H85L87 134H88V132L90 131V133L89 134H91L92 136H90V135H87L86 133H84V134H86L87 135V137H86V135H83ZM112 130V131H111ZM133 130V131H132ZM146 130V131H145ZM150 130V131H149ZM174 130V131H173ZM182 130V131H181ZM192 130H194V131H192ZM26 131V132H25ZM69 131V132H68ZM110 131V132H109ZM127 131V132H126ZM136 131V132H135ZM151 131H153L154 132V134L156 135H154V136H152L151 134L153 133H151ZM161 131H163V132H161ZM169 131H170V133H169ZM225 131H226V133H225ZM31 132H35V133H39V134H41V135H44V137H45V139H47V138H50V141L52 142L53 141V139L55 140V141H58V142H55V144H56V146H54L53 147V145H54V142H53V145H51L52 143H49V142H47V140H45V141H43V137L41 136L40 137V135H39V137L40 138H42V140L38 137V134H32L33 136H35V139H33L32 140V138L30 137V138H27V136L30 134L31 135ZM55 132L58 134H55ZM72 132V133H71ZM114 132V133H113ZM120 132V133H119ZM147 132L149 133V135L147 134ZM157 132H159V134H157ZM167 132V133H166ZM181 134H180V133ZM190 132H192V133H190ZM202 132H203V134H202ZM207 132V133H206ZM251 132V131H250ZM253 132V131H252ZM66 133V134H65ZM69 133H71V135L69 134ZM73 133L75 134L74 136V138H72V139H74L75 140V138H77V140H75L76 142L78 141H80V139H81V141H83L84 142V140L86 141V147H85V150H87L88 152H90V153H88L87 155L85 154L86 153V151H85V153L83 152L84 151V149H81L80 147H79V145H81V144H83L82 142H81V144H79L78 142H77V147H76V145L75 144H73L72 145V139L70 138V136H72L73 135ZM107 133V134H106ZM116 133H118V134H116ZM128 133V134H127ZM162 133V134H161ZM164 133L166 134V135H164ZM168 133H169V135H168ZM183 133H185V135H187V136H184V134ZM210 135H209V134ZM221 134L220 136L218 135V134ZM1 134H2V132H1ZM26 135V138L25 137H22V142L24 143V138H25V144H23L21 141L19 142L18 141V145H20V146H17L16 145V143H17V140H20L21 139V135ZM28 134V135H27ZM106 134V135H105ZM171 134V135H170ZM179 134V135H178ZM193 134H195L194 136H191V135H193ZM202 134V135H201ZM239 134H240V136H239ZM23 135V136H24ZM29 135V136H30ZM37 135V136H36ZM67 135H69L68 137H66ZM95 135V136H94ZM98 135V136H97ZM109 135V136H108ZM120 135H121V137L122 138H120ZM129 136V137H127V136ZM150 135L154 138H152V137H150ZM158 135V136H157ZM176 135V136H175ZM184 137H183V136ZM208 135V136H207ZM235 135H237L238 136V138L240 137V138H242L241 140H237L236 138H235V140H234V138H233V136H235ZM47 136V137H46ZM89 136V137H88ZM104 136H105V138H104ZM112 136V137H111ZM163 137V141L162 142H160V140H162L161 138ZM168 136V137H167ZM176 137V139H175V141H174V138ZM188 136H189V138H188ZM226 138H225V137ZM254 136V134L252 135V137ZM0 137H1V139L3 140L2 141V143L1 144H3L2 145V147H5L7 144H6V142L7 141H5L4 139H3V137L0 135ZM65 137L68 139V138H70L71 139V142H68L67 143V140L65 139ZM85 137L87 138V139H85ZM96 137H99V138H97L96 139ZM157 137H159V138H157ZM188 138V139H185V138ZM190 137H192L191 139H190ZM195 137V138H194ZM215 137H217V139L219 140V137H221L220 138V140L222 141V143L226 140V141H228V143H229V145H228V143H226V144H223V145H225L224 147L225 148H223V147H221L220 146V150H218V152H217V149H219V145H220V143H221V141H220V143L218 144L217 142H215L216 141V138ZM222 137H224L223 139H222ZM231 137V138H230ZM251 137V138H252ZM34 138V137H33ZM88 138H90V139H88ZM132 138V139H131ZM167 138V139H166ZM178 138V139H177ZM184 138V139H183ZM197 138V139H196ZM28 139V140H27ZM30 139V140H29ZM37 139H40V143H36L37 142ZM69 139V140H70ZM99 139H100V143L99 142H97V141H99ZM121 139V140H120ZM130 139V140H129ZM141 139V140H140ZM193 139V140H192ZM205 139H207V140H205ZM228 139V140H227ZM229 139H230V141L231 140H234L235 142H234V144H233V142L231 141H229ZM87 140H88V143H90L91 142V144H89L88 145V143H87ZM129 140V141H128ZM131 140H134V141H131ZM186 140V141H185ZM75 141H73V142H75ZM102 141V142H101ZM153 141V142H152ZM158 141V142H157ZM165 141H167V142H165ZM171 141V142H170ZM178 143H177V142ZM191 141V142H190ZM194 141H196L195 143H196V145H195V143H194ZM202 141V142H201ZM4 142H5V144H4ZM27 142V143H26ZM35 142V143H34ZM46 142V143H45ZM96 142V143H95ZM133 142V143H132ZM169 142V143H168ZM188 142V143H187ZM219 142V141H218ZM21 143V144H20ZM42 143V144H41ZM58 143V144H57ZM69 143H71V147H73V149L68 145ZM101 143H102V146H101ZM164 143V144H163ZM186 143V144H185ZM193 145H192V144ZM199 143H202L200 146H202L203 144V146H204V149H203V147H200V146H197V144H199ZM221 143V144H222ZM230 143L232 144V145H230ZM236 143V144H235ZM241 143H242V141L240 142V146H241ZM10 144H12V145H10ZM28 144V145H29ZM79 144V145H78ZM84 144V145H85ZM98 144L100 145L99 147H98ZM168 144H170V145H172V144H175V147L173 148V146H170V145H168ZM177 144H180L179 145V151L178 150H172V148L173 149H175L177 146ZM182 144H184V145H182ZM188 144V145H187ZM190 144H191V146H190ZM243 144H244V141H243ZM242 144V149H244L245 150V148L244 147H246V146H244ZM5 145V146H4ZM40 145V146H39ZM43 145H46V146H43ZM83 145V146H84ZM108 145V146H107ZM182 145V146H181ZM185 145H187V146H185ZM227 145V146H226ZM237 145V146H236ZM14 146H16V148H14ZM58 146V147H57ZM82 145H81V147H83ZM88 146H90L89 148H88ZM163 148H165L166 146V148L165 149H163L162 150V147ZM165 146V147H164ZM168 146L169 147H171L170 149L168 148ZM181 146V147H180ZM183 146H184V148H183ZM193 146H196L197 147V149H198V147H200L199 149H198V155L200 156V157H196L195 156V154L194 155H191V154H193V153H186V151H185V153L187 154V156H185V153H183L184 152V150H182V149H186V147L187 148H189L192 152H193V149L195 150V148H193ZM205 146L207 147V148H205ZM215 146H216V149H215ZM19 147V148H18ZM28 147V148H29ZM42 147V148H41ZM74 147H76L75 149H77V150H79V151H77V150H75L74 151ZM218 147V148H217ZM229 147V149H231ZM232 147V148H233ZM11 148H13V150H14V152H12V149ZM25 148V149H24ZM38 149V150H40V151H42V153L41 152H39V154H38V152H37V150H35V149ZM52 148V149H51ZM56 148H57V150H56ZM60 148H62L61 149V151H59V149ZM84 148V147H83ZM102 149V151L100 150V149ZM168 148V150H166ZM233 148V149H234ZM55 149V150H54ZM156 149H157V151H156ZM178 149V148H177ZM242 150L241 148H238V150ZM33 150H34V152H33ZM50 150H52L51 152H49ZM64 150H65V153H64ZM73 150V151H72ZM91 150V151H90ZM98 150H100V152L101 153H98ZM166 150V151H165ZM173 151L174 152V155L176 154L175 152H178L175 156L173 155V152L171 153L170 151ZM189 150V151H190ZM200 150H204L203 152H201ZM239 150V151H240ZM48 152V153H46V152ZM58 153H57V152ZM67 151V152H66ZM77 151V152H76ZM163 151V152H162ZM183 151V152H182ZM188 151V150H187ZM84 153V155H83V153ZM92 152V153H91ZM153 152V153H152ZM162 152V153H161ZM166 152V153H165ZM171 154H170V153ZM195 152H197V151H195ZM202 154H201V153ZM207 152V151H206ZM27 153H34L33 155H32V157H30L29 155L28 156H24L25 154L27 155ZM50 153H52V155H48V154H50ZM62 153V154H61ZM64 153V154H63ZM75 153V154H74ZM77 153H78V155H77ZM82 153V154H81ZM164 153V154H163ZM35 154L38 156V158H36V156H35ZM44 154H46V155H44ZM56 154V155H55ZM68 154V155H67ZM168 154H170V155H168ZM203 155L204 154V156H201V155ZM41 155V156H40ZM65 155V157H63ZM69 156V155H71V156H69V157H67V156ZM76 155V156H75ZM81 155V156H80ZM88 155H90V156H88ZM159 155V156H158ZM177 155H178V157H177ZM190 155V156H189ZM34 156V157H33ZM48 156V157H47ZM51 156H52V158H53V161H52V158H51ZM57 156V157H56ZM82 156H88V160L91 162L92 160H94V161H92L91 163H89V161H87L86 162V159H85V157H83V159H82ZM93 158H92V157ZM154 156V157H153ZM156 156H157V158H156ZM168 156H170V157H168ZM171 156H172V158H174V159H176L178 162H182V161H188V163L191 165V167H189L188 166V163H187V166L189 167L188 169H187V171L189 170V169H192V166H193V164L192 163H194V161H195V163H196V161L199 163V161H201L200 163L201 164H205L204 166H206V165H210V168H212V166H214V164L217 166H222V167H219V168H217V167H213V171H211V172H209V174H207V175H209V177H207V175L206 176H204L205 174V172L206 173H208L207 172V170L205 171V168H203L202 169V167L203 166H201V168H200V165H198L199 166V168L197 167V169H195V166H193V168L195 169V171L196 172H198L199 170H200V172H198V173H196L197 175L195 176V174H194V179H196V177L198 176V178H199V180H195V181H193L192 179H193V173L195 172V171H193V173H192V177L190 176V172H192V171H190L189 170V176L191 177L190 179H185V178H187V177H185V175L183 174L184 172H186V174H187V171H185V169L186 168H181L180 167V171H181V169L183 170L184 169V171H181V172H183V173H180L179 171H176L175 169H174V167H176V169H178L179 168V166H180V164H181V162H180V164L178 165V163H177V161L175 162V161H173V159L171 160ZM192 156L194 157L193 159H192ZM207 157V158H203V157ZM228 156V155H227ZM7 157V158H6ZM10 157H11V159H10ZM40 157V158H39ZM44 157H45V159H46V157H47V159L46 160H48V161H45V159H44ZM51 159H50V158ZM55 157V158H54ZM58 157H59V159H58ZM71 157V158H70ZM89 157H91L90 159H92V160H90L89 159ZM168 157V158H167ZM190 157H191V159L193 160H191L190 159ZM196 157V158H195ZM32 158H36L35 159V161H33L34 159H32ZM62 158H63V160H62ZM65 158V159H64ZM212 158V160L214 161V159ZM9 159V160H8ZM30 159H32V161H33V163H31L30 162ZM41 159H44V161H42ZM68 159V160H67ZM82 159V160H81ZM168 159V160H167ZM179 159H180V161H179ZM211 159V158H210ZM5 160V161H4ZM12 160V161H11ZM39 162H38V161ZM50 160H51V162H50ZM63 161V162H65L66 163V165L68 166H70L71 168H72V171L71 170H69V166L67 167L65 164H64V166L59 162V161ZM73 162V164H75L74 165V167H72L73 166V164H70V163H72L71 161ZM170 160V161H169ZM11 163H10V162ZM54 161H55V163H54ZM59 163H58V162ZM76 161H77V163H76ZM83 161V162H82ZM85 161V162H84ZM156 161L159 163L160 161V163H162V164H159V167L156 165L157 163H156ZM171 161H173L172 162V164H171ZM185 161L183 162V163H185ZM192 161V162H191ZM5 162V163H6ZM30 162V163H29ZM35 162V163H34ZM38 162V164H37V166H36V163ZM53 162V163H52ZM78 162H79V164H78ZM215 162H218V161H215ZM4 163V164H5ZM10 163V167L8 166V164ZM16 163V164H15ZM17 163H18V165H17ZM27 163H29V164H27ZM46 163V164H45ZM51 163V164H50ZM57 163V164H56ZM68 163V164H67ZM154 163H155V171L153 170L154 169ZM171 165H170V164ZM176 165H175V164ZM183 163L181 164V165H183ZM199 163V164H200ZM208 163V164H207ZM225 163V165L227 164L229 167H230V169L227 167V169H229V172H227V169H225V168H223L224 166L222 165V164H224ZM233 163V162H232ZM35 164V165H34ZM60 166H59V165ZM167 164H169V165H167ZM173 164H174V167H172L173 166ZM186 164V163H185ZM197 164V163H196ZM16 165V166H15ZM31 165H32V168H31ZM53 167H52V166ZM55 165H57L56 167H55ZM72 165V166H71ZM161 165H163V167L161 166ZM11 166H12V168H11ZM27 166H29L30 167V169H27L26 167ZM41 166H43V167H41ZM52 168H51V167ZM81 168H80V167ZM144 166H145V168H146V170H145V168H144ZM156 166L159 168H156ZM177 166H178V168H177ZM186 166V165H185ZM184 166V167H185ZM207 166V167H208ZM3 167H6L7 168V170H6V168L4 169ZM21 167V168H20ZM28 167V168H29ZM42 168V170H43V174H42V170H40L39 168ZM55 167V168H54ZM60 167H63L62 169L63 170H65L64 172H62L61 171V168ZM68 169H67V168ZM160 167H162V168H160ZM171 167H172V169L175 171H173V170H169V169H171ZM183 167V166H182ZM10 168V169H9ZM34 168H36V169H34ZM37 168H38V170H37ZM53 170V172H54V169H55V172H54V175L52 174V173H50L51 175H53V176H55L54 178L51 176V179L53 178L54 180H55V178H58L59 177V179H56L55 180V183L57 184V183H59V185H60V182H59V180H60V178H62V177H65V178H63V180L65 179H67V183H65L66 181L64 180V182L63 183H65V185H63V188H68L67 189V191H65L64 192V190L65 189H63L62 187H61V185L59 186L58 184V187H60L59 188V191H60V189H61V191H62V189H63V191L62 192H64V193H62L61 194V191L58 193L57 192V190H56V186L55 187H53V188H55L54 190L53 189H50L51 188V186H54V185H52V183H54V180L52 179V183H51V181L49 182V183H51L50 185L51 186H48L47 184H46V181H45V179L46 180H48L49 178H50V176L48 177L47 175L49 174V172H52L51 171V169ZM54 168V169H53ZM58 168H60V169H58ZM76 168H78L77 170H76ZM110 168V170H108ZM167 168V169H166ZM214 168H216L217 169V172H218V170H221L222 169V171L220 172L219 171V173L221 174L220 176L223 178H221V180L219 179L220 177H218L219 176V174H218V176H217V173L214 171V170H216V169H214ZM221 168V169H220ZM23 169V170H22ZM33 169V170H32ZM92 169V170H91ZM96 169V170H95ZM138 169V170H137ZM140 169L143 171H140ZM150 171H149V170ZM161 169V170H160ZM193 169V170H194ZM204 170L205 172L204 173H201V171L202 170ZM11 170V171H10ZM18 170V171H17ZM39 171L40 170V172H39V175L40 174H42V176H44V174L47 172L48 174L47 175H45V176H47V177H45V179L43 180V181H38L36 178H34L33 179V177H35V176H37L38 175V173L36 172V171ZM56 170H57V172H56ZM66 170H68V171H66ZM160 170V172L158 173V171ZM225 170H226V172H225ZM26 172V174L24 173V172ZM30 173H29V172ZM33 171V172H32ZM49 171V172H48ZM76 172L77 173V171H79V172H81V174L82 175H84V178H83V176L81 177L78 173V175L76 174V173H74V172ZM97 171H99V172H97ZM101 171V172H100ZM109 171V172H108ZM139 171V172H138ZM153 171L155 172V173H153ZM208 171H209V169H208ZM9 172V173H8ZM16 172H18V173H16ZM20 172H22V173H24L25 174V176H24V174L23 175H21V173ZM45 172V173H44ZM69 172V173H68ZM96 172V173H95ZM113 172V173H112ZM114 172H116V173H119V175H115V173ZM135 172H136V175H135ZM147 172L149 173V175L147 176ZM164 172V171H163ZM174 172V173H173ZM178 172V173H177ZM203 172V171H202ZM233 172V171H232ZM28 173V174H27ZM58 175H57V174ZM61 173H63V174H61ZM64 173H66V175L64 174ZM68 173V174H67ZM89 173V174H88ZM97 173H98V175H97ZM99 173H101V175H99ZM104 175H103V174ZM109 173V174H108ZM111 173V174H110ZM143 173V174H142ZM176 173V175H174ZM223 173H224V175H223ZM229 173V174H228ZM30 174V176H27V175H29ZM73 174V175H72ZM95 174L97 175V177L99 178L100 176H102L103 178H104V180L105 181H103L102 179L103 178H101L100 177V179H95L96 178V176H95ZM112 174L114 175V176H112ZM122 174H123V176H122ZM131 174H133V175H135V176H133L132 177V175ZM140 174V175H139ZM146 174V175H145ZM152 174V175H151ZM182 176H180V175ZM214 174V175H213ZM32 175H33V177H32ZM76 175H77V177H76ZM215 175H216V177H215ZM19 176H21V179H22V181L24 182V180H26L25 181V183H22L21 182V179H20V181H18V179L19 178H17V177H19ZM22 176L25 178V179H23L22 178ZM41 176V175H40ZM58 176V177H57ZM105 176V177H104ZM107 176H109V178L108 179H110V180H108L107 179ZM113 177V179H111L112 177ZM117 176H119V177H117ZM128 177V179H126L127 177ZM144 176V177H143ZM179 176V178H178V180H176V178ZM186 176H188V175H186ZM200 176H202V177H207V178H203L204 180L203 181H205V182H201L200 183V181L202 180V179H200ZM10 177V178H9ZM12 177H13V182H12ZM29 177V178H28ZM38 177V176H37ZM81 178V180L80 179H77V178ZM87 177V178H86ZM114 177H116V179H114ZM121 177V179H118V178H120ZM184 177V178H183ZM201 177V178H202ZM218 177V178H217ZM14 178H17V179H15L14 180ZM39 178V177H38ZM48 178V179H47ZM75 178V179H74ZM125 180H129L128 182L127 181H125ZM209 178V179H208ZM6 179H5V181H6ZM30 179V180H29ZM31 179H33V180H31ZM39 179H41V178H39ZM85 179V180H84ZM184 179V180H183ZM77 180V181H76ZM80 180V185H78L79 183H78V181ZM98 180H99V182H98ZM103 181L102 183H101V181ZM116 180H120V183H122V185L119 183V182H117ZM122 180V181H121ZM124 180V181H123ZM132 180L134 181V184L132 185V186H130V184H129V182L131 183L132 182ZM144 180V181H143ZM191 180H192V182L194 183V184H198V183H200V186H199V184L196 186V185H194V186H196V187H193L192 188V186H191ZM6 181V182H7ZM29 181V190H31V196L33 195V197H34V195H35V201L33 200V201H31V204L29 205L28 203H29V201H30V199L32 200V198L33 197H31L30 196V192H29V190L27 189V184H26V182H28ZM30 181H34V182H36V181H38L39 183H42V182H44L45 183V185H46V187H50V188H47L48 189V192L50 191V193L49 194H47L48 196H46V192H44L45 190L44 189H42V191L40 190V188H38V187H40V185H39V183L38 182H36V183H38L37 184V187H36V189H37V192L35 191L36 189H34L33 188V184H34V186H36L35 184L36 183H34V182H30ZM72 181V182H71ZM96 181V182H95ZM108 182V184H107V182ZM113 181V183H111V182ZM154 181V180H153ZM188 181H190V182H188ZM196 181H198V182H196ZM237 181V180H236ZM5 182V183H6ZM10 182V183H9ZM15 182V183H14ZM71 182V183H70ZM75 182V183H74ZM76 182H77V184H76ZM81 182H83V183H85V184H82ZM98 182V183H97ZM114 182H116V184L114 183ZM126 182H127V185H126ZM143 182V183H142ZM155 182H156V180H155ZM178 182V184H176ZM4 183V184H5ZM16 183H21V184H19V185H22L21 186V188H20V186H17L16 185ZM43 183V184H44ZM47 183H48V181H47ZM62 183V182H61ZM69 183V184H68ZM73 183V184H72ZM105 183V184H104ZM133 183V182H132ZM185 183V184H184ZM187 183H188V185H187ZM190 183V184H189ZM203 183V185H201ZM205 183V184H204ZM224 183V182H223ZM68 184V185H67ZM76 184V185H75ZM97 184V185H96ZM102 184V186H100ZM121 185V188H122V190H121V188H120V185ZM156 184V183H155ZM158 184H159V186H158ZM209 184H211L210 182H209ZM211 184V185H212ZM16 185V186H15ZM44 185V186H45ZM67 185V186H66ZM81 185H86V186H90V190H84V187H85V189L87 188L86 186H81ZM108 185V186H107ZM110 185V186H109ZM136 185V184H135ZM177 185H178V187H177ZM191 187H190V186ZM193 185V184H192ZM208 185V184H207ZM206 185V186H207ZM211 185H209V187L211 186ZM222 185V184H221ZM14 186H15V189H14ZM71 186V187H70ZM74 186V187H73ZM76 186H77V189H76ZM79 186H80V190L82 191V194H81V191L79 190V195H78V191H76V190H78V188H79ZM94 186V187H93ZM96 186V187H95ZM100 186V187H99ZM103 186H105V188L103 187ZM109 187L108 189H107V187ZM128 186H130L129 188H133L132 190L131 189H129L128 188ZM179 186L181 187V188H179ZM184 186V187H183ZM185 186H187L186 188H185ZM201 186H204L203 188L201 187ZM219 187H220V185H218ZM10 187H11V190H10ZM16 187H18V188H16ZM94 188L93 190H94V192L95 193H93V197H94V195H95V197L96 198H91V197H89V193H91V192H89L88 193V191H91L92 190V188ZM101 187H103V188H101ZM116 187H118L119 189V192L117 191V189H116ZM155 187V186H154ZM19 188H20V190H21V193H22V195H23V197H20V195L18 194V193H20V192H17L16 190H18V191H20L19 190ZM31 188H33V190L31 189ZM75 188V189H74ZM124 188V189H123ZM126 188V189H125ZM128 188V189H127ZM166 190H165V189ZM173 188V189H172ZM176 188V189H175ZM182 188H183V190H182ZM185 188V189H184ZM191 188H192V191H190L191 190ZM195 188H196V190H195ZM221 188H222V186H221ZM221 188H219V190L221 189ZM38 189L40 190V191H38ZM50 189V190H49ZM73 189V190H72ZM105 189V190H104ZM115 189V190H114ZM171 189V190H170ZM179 189V190H178ZM13 190H15L14 192H13ZM52 190H53V192H52ZM68 190H69V192L71 191V193H70V195H66L65 193L66 192H68ZM92 190V191H93ZM114 190V191H113ZM130 190H131V192H130ZM150 190V191H149ZM152 190V191H151ZM174 190H176V192H174ZM188 190V191H187ZM193 190H194V192H193ZM208 190V189H207ZM34 192V194H33V192ZM72 191H74V193H72ZM100 191V193H101V197H99V192ZM115 191H117V193L118 194H114V192ZM129 191V192H128ZM143 191V192H142ZM178 191V192H177ZM181 191V192H180ZM186 192V193H183V192ZM204 191H206V190H204ZM203 191V192H204ZM4 192V191H3ZM2 192V193H3ZM13 192V193H12ZM17 192V193H16ZM28 192H29V195H28ZM38 192H40V193H42L41 195H39V194H35V193H38ZM47 192V193H48ZM54 192H55V194H54ZM77 192V193H76ZM149 192H151L150 194H149ZM156 192V193H155ZM221 192V191H220ZM220 192L218 193L217 191H213V190H209V192H205L206 194L205 195H207V193L209 194V196L211 195L212 197H219V196H221V194H220ZM20 193V194H21ZM45 193V195H43ZM57 193V194H56ZM85 193V194H84ZM109 193H110V190H109ZM108 193V194H109ZM116 193V192H115ZM128 195H127V194ZM131 193V194H130ZM148 193V194H147ZM158 193V194H157ZM179 193H182V195L181 194H179ZM199 193V195H197ZM50 194H52V196L54 197V196H56V197H54V198H57V197H62L61 199H60V197L59 198H57V199H54ZM65 194V195H64ZM71 194H73L72 196L73 197H76V199H69V198H72V196H71ZM75 194H77V195H75ZM106 194V195H105ZM110 194V195H111ZM130 194V195H129ZM156 194H157V196H156ZM176 194V195H175ZM188 194V195H187ZM195 194V195H194ZM17 195V196H16ZM18 195H19V197H18ZM38 195H39V197H38ZM50 195V196H49ZM63 195V196H62ZM75 195V196H74ZM98 195V196H97ZM117 197H116V196ZM130 196V199H128V197ZM140 195H141V197H140ZM152 195V196H151ZM171 195V196H170ZM177 195H179L178 197H176ZM197 195V197H198V200H199V198H200V200L198 201V202H201V200L202 201H206L205 202V204L206 203H208L207 204V207H205L206 205L204 204V202H202V204L200 203L199 204V206H200V209L202 208V210L205 208L206 210L209 208V210L208 211H201L200 209H199V207L198 208H194V207H196L195 206V202L197 201L196 200V196ZM201 195H202V193H201ZM36 196L39 198V200H40V198L41 197H45L44 199H41L40 201H38V199H36ZM69 196H71V197H69ZM83 196V197H84ZM90 196H92V194L90 195ZM104 196V197H103ZM111 196V197H112ZM150 197V198H148V197ZM170 196V197H169ZM183 196V197H182ZM191 196V197H190ZM203 196V195H202ZM1 197V196H0ZM17 197V198H16ZM26 197V198H25ZM30 197V198H29ZM50 197H52V198H50ZM68 199H67V198ZM97 197H98V199H97ZM142 197H144V198H142ZM147 197V198H146ZM152 197H153V199H152ZM157 197V198H156ZM172 197H173V199H172ZM174 197H176V199L174 198ZM2 201H3V195H2ZM18 198H21V199H23V200H21L20 199V201H21V203H24V204H20V202H19V199ZM28 198V199H27ZM51 199V201H50V199ZM65 198V199H64ZM113 198V197H112ZM123 198V197H122ZM120 199V200H122L123 201V203L125 204L126 202L124 201V199ZM216 198H214V199H216ZM47 199H49V202L47 201ZM52 199H54L53 201L55 202V200H57L56 202H57V204L56 203H53L52 202ZM109 199V198H108ZM111 199V198H110ZM162 199H163V196H162ZM193 199V200H192ZM213 199V200H214ZM222 200L223 198H219V200ZM5 200H7V199H5ZM9 200H7L8 202H9ZM29 200V201H28ZM44 200H46L48 203H50L51 205H49L47 202H45ZM60 201V204H59V201ZM67 200H72V204H68V202H67ZM82 200V199H81ZM102 200L100 201V202H102ZM107 200V199H106ZM105 200V203H110L109 205L111 206V205H113L114 203H116V202H114V203H111V200H107V201H110V202H107ZM113 200V199H112ZM134 200V199H133ZM132 200V201H133ZM153 200V201H152ZM210 200H211V197H210ZM217 200V199H216ZM7 201H5V202H7ZM18 201V202H17ZM42 201V202H41ZM66 201V202H65ZM74 201V202H73ZM114 201V200H113ZM112 201V202H113ZM122 201H121V204H120V202H118L117 204H115L116 205V209L117 208H119V210H123L124 211V208H126V207H124V206H126V204L121 208V206H122ZM143 201H144V203H143ZM17 203V205H16V203ZM35 202V205L36 206H34V203ZM41 202V203H40ZM43 202H45V203H47V206H45L46 204L45 203H43ZM81 202V201H80ZM99 202V203H100ZM209 202H211V201H209ZM212 202H215V201H212ZM218 202V201H217ZM53 203V204H52ZM90 203V202H89ZM133 204L135 203V202H132ZM131 203V204H132ZM162 203L164 204L162 207L164 208V209H162V207L160 206V205H162ZM195 203V204H194ZM216 203V202H215ZM221 203V205H222V202H220ZM13 204L14 205H16V206H14L13 207ZM29 206H28V205ZM33 204V207L35 208V209H33V210H31V205ZM61 206V208L59 207V205ZM62 204H64L65 206H64V208H66L65 209V211H62L63 213H61V214H58V213H60L61 211V209L62 210H64L63 209V206H62ZM84 204H86V210H85V212L86 213H84L85 215H84V217H86V215H88L86 218L89 220H93V221H95V219H96V217H92L95 213V211H96V215L98 216V214H100L99 212L101 211H99L98 212V214H97V208L95 209V207L94 206H92L91 204H89V205H91L92 207H93V209H91L90 208V210H93V213H92V211H91V216H90V214H88L87 213V209L90 207H88L87 206V204L88 203H85L84 202ZM101 204V208L100 209H102V203H100ZM104 204V203H103ZM118 204H120L121 206L119 207L118 206ZM130 204V205H131ZM136 204V209H137V211H136V213H138V216H139V218L141 217L142 219H144L143 218V216L145 217V219H146V217H150V213L148 214L147 212H145V211H143V213H144V215H142V214H139V212L141 211H139L138 209H140L141 207H143L141 204V207L139 208L138 206H140L139 205V203L137 204V203H135ZM156 204H158V205H156ZM180 204V203H179ZM6 205H8V203H6ZM27 205V206H26ZM49 205V206H48ZM53 205V206H52ZM58 205V206H57ZM70 205V206H69ZM78 205V206H77ZM173 205H174V207H173ZM186 206V207H184L183 208V206ZM23 206H25V207H23ZM41 206V207H40ZM43 206V207H42ZM69 206V207H68ZM83 206V205H82ZM96 206H97V204H96ZM100 206V205H99ZM105 208H106V206L105 205H103ZM108 206V205H107ZM110 206H109V208H108V211L109 212H111V210H115V208L113 209V208H110ZM127 206H129V205H127ZM132 206V205H131ZM135 206V205H134ZM158 206H160V207H158ZM178 206V205H177ZM11 207V206H10ZM26 207H28L31 211H33V213L32 212H30V210L28 209H26ZM84 207H85V205H84ZM83 207V209H85ZM88 207V208H87ZM158 207V208H157ZM19 208V209H20ZM52 208V209H51ZM53 208H54V210H53ZM58 208L60 209V210H58ZM69 208H71V211L69 210ZM129 208L130 207H128L127 208V210L125 209V211H126V214L128 215H133L134 213L133 212H135L134 211V208H133V206H132V209H131V211L129 210ZM160 208V209H159ZM192 208H194V209H192ZM72 209L74 210V212H72ZM110 209V210H109ZM135 209V210H136ZM143 209V208H142ZM144 209H146V208H144ZM157 209L159 210V212L157 211ZM163 211H162V210ZM186 209V210H185ZM187 209H189V210H187ZM198 209V210H197ZM218 209H220V210H218ZM51 210V211H50ZM104 210H107V208L106 209H104ZM118 209H117V211H119ZM193 210V211H192ZM199 210H200V212H199ZM25 211V212H24ZM28 211H29V213H31V214H33V215H30L29 213H28ZM37 211V210H36ZM55 211V212H54ZM57 211H59V212H57ZM66 211H67V213H66ZM70 211V212H69ZM108 211H106V212H108ZM117 211H116V213L115 212H113V214L115 215L116 214V216H114V217H118L119 218V215H121V212H123V211H119V215H118V213H117ZM130 211V213H128ZM139 211V212H138ZM146 211H149V209H147ZM165 211V212H164ZM188 211H190V212H188ZM192 211V212H191ZM17 212V211H16ZM52 213V215H56V219H55V216H52L51 215V213ZM56 213V214H54V213ZM76 212V215L74 214ZM89 212V211H88ZM106 212H105V215H106ZM142 212V211H141ZM140 212V213H141ZM158 214H157V213ZM163 214H162V213ZM170 212V216L168 215L169 214V212H168V214H167V218L163 221L165 224L167 223L169 226H170V224H171V222H173V221H171L170 219H173V216L174 215H176V214H172ZM50 213V214H49ZM65 213H66V216H65ZM71 213V214H70ZM73 213V214H72ZM102 214H100L99 215V217L101 216V215H104V211H103V209H102V212H101ZM161 213V214H160ZM165 213V214H164ZM186 213H184L183 214V212H182V214L180 215V217L182 216V217H186V216H184V215H186ZM210 213H212L213 214V216H211L212 214H210ZM19 214L17 213V215L19 216ZM68 214H70V216L68 215ZM123 214H125V213H123ZM199 214V215H198ZM210 214V215H209ZM13 216H15L14 214H12ZM28 215V216H27ZM47 215V216H46ZM49 215V216H48ZM60 215V217L62 216V218H60V217H58L57 218V216H59ZM67 215H68V219L66 218L67 217ZM95 215V216H96ZM127 215H125V216H121V218L123 219V222H125L126 220V218L128 217ZM137 215V214H136ZM142 215V216H141ZM149 215V216H148ZM172 215V216H171ZM190 215V216H191ZM31 216V217H30ZM50 216H52V217H50ZM127 216V217H126ZM20 217V216H19ZM66 218L68 221L66 222V221H64V220H66V219H64V218ZM105 217H107V219L109 220V221H111V219L113 220V221H111L112 223L115 221L116 222V219L117 218H112L113 217V215H109L108 213H107V216H105ZM130 217V216H129ZM172 217V218H171ZM175 218H180L178 215H176V216H174ZM192 217V216H191ZM60 218V219H59ZM101 218L103 219V217L101 216ZM199 218V217H198ZM57 219H59V220H57ZM71 219V220H72ZM107 219H103V220H107ZM142 219H138L139 221H140V223L141 222H144ZM144 219V220H145ZM200 219V218H199ZM220 219H223V218H220ZM52 220H54L53 222H52ZM107 220V222H109ZM125 220V221H124ZM62 221V222H61ZM66 222V223H65ZM72 222H75V221H72ZM77 223H79L78 221H76ZM91 223V222H90ZM93 223V222H92ZM91 223V224H92ZM104 223H105V221H104ZM139 223V222H138ZM139 223V224H140ZM164 223H163V225H164ZM90 224V225H91ZM106 224V223H105ZM159 224V223H158ZM93 225V224H92ZM161 225V224H160ZM174 225V224H173ZM172 225V226H173ZM49 227L50 229H52L53 227ZM58 227L57 229H59V228H61V227ZM64 226V225H63ZM68 226H64V227H62V229L63 228H65V229H68ZM125 226V225H124ZM141 226V225H140ZM165 226V225H164ZM142 227V226H141ZM156 228H160L159 230L160 231H158V232H163V233H166V234H169L168 232H173V229H176L175 227L173 228H171V231H170V229L169 230H167L168 232H166V231H164L165 229H163V226L161 227H158L157 225L155 226ZM154 227V228H155ZM103 228H105V225L104 224H102V229ZM167 228V227H166ZM168 228H170V227H168ZM163 229V230H162ZM104 230V229H103ZM139 230L141 231L142 230V228L140 229L139 228ZM239 230V229H238ZM143 231V230H142ZM155 231H157V230H155ZM237 231V230H236ZM238 232V231H237ZM239 232L241 233V230H239ZM238 232V233H239ZM240 233H239V235H240ZM86 241H88L87 239H85ZM85 240H84V243H86V246H85V248L86 249H88L87 247L89 246H87V242H85ZM90 241H88V244H90L89 243ZM93 246L92 247H94V243L92 242L91 243ZM91 244H90V246H91ZM91 247V248H92ZM99 247V250H100V253L102 254L101 255V258H102V261H103V254L106 252V250H108V247H107V245H99L98 246ZM90 248V249H91ZM106 249V250H105ZM102 250H103V252H102ZM177 254H179V253H177ZM179 256V255H178Z\"/></svg>",
    "mask_w": 264,
    "mask_h": 264
}]
</instances>
